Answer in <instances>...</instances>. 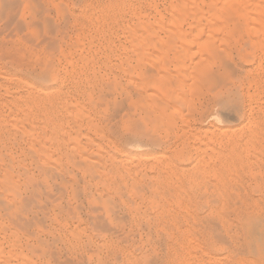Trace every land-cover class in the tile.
<instances>
[{
	"label": "rangeland",
	"instance_id": "374dc122",
	"mask_svg": "<svg viewBox=\"0 0 264 264\" xmlns=\"http://www.w3.org/2000/svg\"><path fill=\"white\" fill-rule=\"evenodd\" d=\"M0 1L5 2V4L8 3V4H6V7L5 6L3 7L2 5H5V4H1V2H0V4H1L0 5V14H1L0 17L3 16L2 19L0 18V34H2V35H0V145H1L0 146V162L2 164L4 163L3 165L10 164L9 160H11V158H12L15 161L16 160L20 161L24 167L26 166V171L29 172V174L35 173L33 175V178H34L33 181L35 182V184H33V186H32V189L34 188V190L29 189V191H27L26 194L23 193V195L26 196L25 200L26 199L27 200L25 202H27V203L24 202L25 205H23L22 209H24V210L27 209L26 211L28 213L26 211H23L22 215L12 216L13 218H11L10 216L9 217L5 216L6 213L0 214L1 215L0 217L5 218L4 220L0 219V223L5 222V225L7 226V227H3L4 225L0 224L2 226V230H1V226H0V246H2L1 244L4 242L3 246H2L3 252H5V254L9 253L10 252L9 250H12L14 245H17L19 247L18 248L16 246H14L15 247L14 248L15 249L14 250L15 255H13L10 258V260H11L10 264H24V262L27 264H100V263L101 264H132V263L133 264H189L190 260H191L192 264H212V263L213 264H222V263L223 264H243V263L244 264H264V162H263L264 161V145H263L264 144V114H263L264 113V111H263L264 110V81H263L264 75L263 74L264 73H262V72H264V55H263L264 52L262 50H259V51L253 50V47H254L253 42L261 40V39L257 40L258 38L256 39V37L258 35H260L261 38L263 37V35L259 32V31L263 32L262 31L263 28L261 27L262 25L258 23L260 26L257 27V23H255V22H258V20L254 22V25L256 24V26H253V24H252L254 20H252L251 18L254 19L255 16H253L251 14V11L249 10L252 7L251 5H249V2L251 1V3L253 4L255 2L254 0H250L249 2H248V0H247V2H244L246 0H244V1L242 0L243 2L241 0H40L41 2H44V3H40V2H38V0H11L12 3L14 2L13 5H12V3L11 4L9 3L10 0H9V2H8V0H0ZM22 1L26 2L27 6H25V3L21 4ZM48 2L50 5L48 4ZM53 3H55V4H53ZM242 3H244V4H242ZM247 4H248V6H247ZM34 5H37V6L39 5L41 7L37 9V7H34ZM178 5H180V7H178ZM234 5H237V6H234ZM19 6H20V8H19ZM13 7L15 8L14 11H13V9H14ZM56 7H59L58 11H61V13H60L61 16H59V12H57ZM27 8L29 10H27ZM65 8H67V10ZM176 8H178V9H176ZM246 8L250 11L251 16H250V14ZM19 9L21 12L19 11ZM239 9L241 11H243V9L244 10L246 9V10L244 12H241V11L239 12L238 11ZM10 10H12L14 13L11 12ZM23 11H25V12H23ZM26 11H28V12H26ZM235 11H236V13L238 12V16H236V14H235V17H234L233 12H235ZM41 12L43 15L42 14L37 15V14H40ZM66 12H68L69 15ZM245 12H246V14H249L250 17L246 16V14L243 15ZM4 13H5V15H4ZM49 14H50V16H49ZM240 14L242 16H240ZM4 16L6 19L4 18ZM43 16H45V18ZM180 16H182V18ZM190 16H191V18H190ZM39 17L41 18L40 21H39ZM48 17H49V20L51 22H49L47 20ZM194 17H196V18H194ZM229 17H231V18H229ZM238 17H239V19H238ZM187 18H189V19H187ZM218 18L220 21L218 20ZM171 19H173V21ZM197 19H199V23L197 22L198 21ZM250 19L252 20V22L250 21ZM35 21L38 23H35ZM201 21H203V22H201ZM33 22L36 24L35 27L37 26V28H39L41 26L39 28V32H36V31H38V29L34 28V26H33L34 24L31 25V23H33ZM64 22L66 24L69 22V24L66 25ZM245 22L247 24L249 23V25L251 24L250 27H248L249 29L253 26L252 32H254V34H257V36L254 35L253 38H252V35H249L250 37L248 36V34H250V33H247L249 31V29H245V27H244L246 24ZM40 23H41V25H40ZM138 23H140V24H138ZM182 24H184V25H182ZM211 24H212V26H211ZM236 24H239V26H237ZM247 24H246V26H247ZM38 25H40V26H38ZM47 25H48V27H47ZM170 25L172 27H170ZM209 25H210V27H209ZM44 26H46V27H44ZM128 26H130V27H128ZM180 26H181V28H180ZM8 27H10L11 30ZM23 27L25 29H23ZM16 28L20 31V33H18V31L15 30ZM236 28L238 29L239 33L237 32ZM253 28H256V29L258 28L257 29L258 31L256 30V32H258V33H255V29L253 31ZM260 28H262V30H259ZM31 29H33V31ZM42 30H43V32H42ZM214 31L217 32L218 34L215 33ZM232 31H235V32L232 33ZM245 31H247V32L245 33ZM33 32H36L35 33L36 35ZM250 32H251V30H250ZM12 33L15 34L16 36L13 35ZM199 33H200V35H199ZM230 33H231V36H230ZM171 35H173V36H171ZM192 35H194V36H192ZM239 35H241V36H239ZM68 36H70V37H68ZM40 37L42 39H39ZM28 38L30 39V41L28 40ZM214 38H215V40H214ZM32 40L34 42H31ZM157 40H159V41H157ZM167 40L169 42H171L172 44H170ZM195 41H197L198 43H200V41L203 42L201 44V45H203V47H202L203 49L200 47L202 51L205 50L204 47H206V48L208 47L207 53L205 52L206 54L203 53L204 51L201 52V50H199L200 48L198 49L199 46H197V42L195 43ZM8 42H9V44H8ZM180 42H182V43L180 44ZM240 42H242V43H240ZM5 43H6V45H5ZM187 43L188 44L190 43L189 49H188ZM204 43H208L206 45H209V46H206ZM182 44H184V46ZM245 44H246V47H245ZM167 46H169V47H167ZM173 46H174V48L172 50ZM191 46H192V48H191ZM227 46H228V48H227ZM51 47H53V48H51ZM23 48H24V50H23ZM31 48L32 49L35 48V49L32 50ZM169 48H171V50ZM251 48H252V52H254L255 55L252 58H250L251 60H249V59H246L244 57V55H246L248 52L252 53V52H250ZM218 50L220 51V54L218 53L219 52ZM190 51H191V53H190ZM197 51H199L198 54H197ZM261 51L263 52L262 54H261ZM22 53H26V54L22 55ZM187 54H188V56H187ZM194 54L196 56H194ZM136 55H137V57H136ZM219 55H221V56H219ZM224 55H227L226 56L227 58H225ZM25 56H27L29 59ZM229 57H230V59H229ZM231 57H233V58H231ZM242 57H243V59H242ZM24 58H26V59H24ZM202 58L205 60V62L202 60ZM214 58H215V60H214ZM206 59H207V61H206ZM199 60L202 61L201 62L202 66L200 64H199V66L196 65V64H198ZM211 60H212V62H211ZM227 60H229V61H227ZM166 61H167V63H165ZM178 61H180V63H182V65ZM41 62L43 64H40ZM194 62H196V63H194ZM210 62L214 63L216 65V67H214V64L211 65ZM258 62H260V63H258ZM261 62H262V64H261ZM158 63H161V64H158ZM178 63H179V65H178ZM205 63H206V65H204ZM156 64H158V65H156ZM195 67H197V68L199 67L200 70L202 68L206 69V71H204V73H207V74H204L201 72V76L202 77L205 76L204 79L200 76L199 73H196L198 70L195 69ZM157 69L158 70L160 69V70L158 71ZM183 69H185V71ZM231 69L233 71H230ZM260 69H261V71H260ZM207 70H208V72H207ZM186 71L188 72V74H187L188 76L185 74V73H187ZM212 71H214V72H212ZM222 71H223V73H222ZM234 71H237V72H234ZM239 71H241V73H238ZM244 71H245V73H244ZM189 72H192V73H189ZM212 73H214V74L216 73V74L214 75ZM132 74H133V76H132ZM189 74L190 75L192 74L191 76L194 75L195 77H196V75L200 76V78H202V80H204V82H201L202 80L200 78L199 79L196 78V80L198 79V81L201 83H199L198 81L194 82V80H191V78L192 79H194V78L191 77ZM245 74H247V75H245ZM135 75H137V76H135ZM182 75H185L186 78L188 77V80H184L183 79L184 77ZM207 75L210 76V77L208 76L209 80H211V81L214 80L213 82H215L216 84H214L213 82H209V80H207L208 79ZM220 75H222L224 77L221 78L222 76L219 77ZM116 76H118V77H116ZM130 76H132L133 78ZM140 76L143 77V80H141ZM156 76H158L157 77L158 80H160L159 78L163 79V80H160L161 82L163 81L162 85H161V82H159L158 80L157 81L159 83H154V82H156L155 81ZM256 76H258V77H256ZM15 77L17 78V80ZM166 77H168V78L166 79ZM175 78L180 79V80L182 79V80L179 81L180 82L179 83L178 80H177V82L174 80ZM189 79H190V81H189ZM18 80H20L22 82H20V81L18 82ZM23 80H24V82H23ZM86 80L89 82H87ZM148 80L149 81L152 80V82L154 84H156V88H154L155 91H153L154 94L152 92H150V90H148L149 93H147L146 86H148L149 84L151 85V83H152V82L149 83ZM215 80L220 81V83H218ZM251 80H253V81H251ZM144 81H147V83H145ZM131 82H133V83L130 85ZM141 82L143 85L141 84ZM171 82L173 84H171ZM250 82H252L253 84L252 83L250 84ZM110 83L112 84V87H111ZM153 83H152V86L155 87V85ZM181 83H183V86ZM144 84H145V86H144ZM157 84L159 85L160 89H161V87L163 88V90L161 89L162 91H164V90H166L164 92L168 91L166 93V95H167L166 97L162 96L163 97L162 99H160V97L154 98L155 95L159 96V95H157V93H155L156 89H157V91L160 92V89L157 87ZM209 84H211V85H209ZM224 84H226V85H224ZM24 85H25V87H24ZM204 85H205V87H207L206 89H204L205 88V87H203ZM229 85H230V87H229ZM11 86H12V88H11ZM130 86H132L134 88H132ZM163 86H165V87H163ZM250 86H251V88H250ZM29 87L30 88L33 87L34 90L32 88L30 89ZM172 87H174L175 89ZM180 87H182V88H180ZM187 87L189 88V90H193L190 88L196 87V89L199 91L194 92V93L196 95L200 94V98L198 99L196 97V95L194 94L195 97L193 99V97L191 95L193 93L189 92ZM211 87H213V88H211ZM67 88H68V90H67ZM110 88L112 90H110ZM135 88H139V89L137 90ZM144 88H145V90L143 92L142 91L140 92V90H142ZM165 88H167V89H165ZM223 88H224V90H223ZM5 89L6 90L8 89L7 90L8 92L7 91L4 92ZM150 89H152V88H150ZM249 89H250V91H249ZM99 90L102 93H100ZM173 90H175V91H173ZM111 91H113V92H111ZM120 91L123 93L121 94ZM135 91H137V92H135ZM193 91H196L195 88ZM12 92H15V93L12 94ZM114 92L115 93L117 92V93L115 94ZM175 92L176 93L178 92L180 94H178V93L175 94ZM184 92L187 94H184ZM18 93L20 94V96ZM44 93H46L48 95H46ZM141 93H143V94H141ZM181 93L183 95H181ZM10 94H11V96H10ZM37 94H39L40 96ZM150 94H151V96H153L152 98L154 100L160 99V101L158 100L159 102L164 101V103H165L164 105H167L168 108H172L171 111L166 106H163L160 108V106L163 104H161L162 102L159 103L157 100H155L156 101L155 104H157V102H158L159 103V104H157L158 107L156 105H154L155 107L153 105L151 106V104H154V103L150 102L153 100L151 97L148 99V97H149L148 95H150ZM8 95H9V97H8ZM42 95H43V97H42ZM145 95H147V99L145 98L146 97ZM180 95H181V97H180ZM184 95H187V96H185L184 100H181L184 97ZM225 95H227V96L231 95V96L227 97ZM34 96H37V97H34ZM87 96H90V97H87ZM135 96H137V97H135ZM176 96H178L179 99H176L177 98ZM32 97H33V99H32ZM96 97H98V98H96ZM245 97H247V98H245ZM101 98L103 100V104H101V105H105V106L99 105V102L100 101L102 102V100H99ZM164 98L166 99V101L164 100ZM124 99L127 101H125ZM186 99H189L188 101L193 99L192 101H195V102L190 101L191 103H193L192 104L193 106H191V104H189L190 102L188 103ZM9 100H11V102ZM24 100H26L27 102ZM129 100H130V102H129ZM136 100H138V101H136ZM146 100H149V101H146ZM171 100H172V102H170ZM177 100H180L179 102H182V101L184 102L183 103V105H184L183 109H182V106L180 107V105L178 106L179 110L176 107L177 105L175 107H173L175 104V101L178 102ZM97 101H98V103H97ZM108 101L111 102L112 105H110V103ZM234 101H235V103H234ZM236 101L238 102V104ZM76 102H78L79 104ZM105 102L107 104H104ZM141 102H145V104H147V105L143 106L144 103L142 104ZM255 102H257V103H255ZM70 103H72V104H70ZM92 103H93V105H92ZM94 103H96V104L94 105ZM149 103L153 109H151V107H149L150 109L146 107L149 105ZM28 104H29V106H28ZM61 104L63 105V107ZM76 104H78V105H76ZM83 105H85V106H83ZM132 105H136V106H132ZM3 106H7V107H3ZM64 106H66V107H64ZM250 106H251V109H250ZM75 107L77 108V111H75V109H76ZM104 107H106V109ZM107 107L109 110L107 109ZM112 107H114V108H112ZM123 107L126 110H124ZM186 107H187V109H189L190 107L191 108L193 107L194 109H196V110H193V112H191L192 110L189 109V111H190L189 113H193V115H191L192 119L191 118L188 119V117H189L188 115H185V116L183 115L184 112H185V114L188 113V112H186V111H188L186 109ZM116 108H118V109H116ZM142 108H143V110H145V112L148 111L151 114L148 113V116H146L145 115L146 113L141 112V111H143ZM162 108H164V109H162ZM175 108H176V110H178L177 112H176V110L174 111ZM205 108H206V110H205ZM207 108H208V110H207ZM84 109H86L85 112H84ZM113 109H115V110L113 111ZM163 110H166V111H163ZM9 111H11V112H9ZM65 111H69L71 114L69 112L66 113ZM156 111H158V112H156ZM249 111L251 113H249ZM180 112H182L183 114ZM194 112H196V114ZM224 112H230L231 115L228 117L226 115L224 116V114H223ZM2 113H4L3 114L4 116L2 115ZM82 113L87 115V116L89 114L90 115L88 117H86ZM173 113L174 114L179 113V115L177 114L178 115L177 116L176 114L174 115ZM28 114H29V116H27ZM76 114H77V116H76ZM104 114H106V115L104 116ZM161 114H164L167 117H165ZM170 114H172L173 116ZM180 114H182L183 116H181ZM222 114H223V116H222ZM71 115H72V117H70ZM73 115L76 117H74ZM168 115L170 116V118L171 117L172 118L171 119L168 118L169 117ZM63 116H64V118H63ZM90 116H91V118H89ZM161 116H163L165 118H163ZM18 117H19V119H17ZM39 117H41V118H39ZM147 117L153 119L154 123H157V125H154L152 123L153 121H151V119H147ZM173 117H175V118H173ZM9 118H11V119H9ZM27 118H28V120H27ZM46 118L47 119L49 118V119L47 120ZM76 118H78V120ZM111 118H113V119H111ZM253 118H254V121H253ZM30 119L33 122L32 124H30L31 123ZM71 119H73V120H71ZM184 119L186 121L187 120L189 121L188 123H190L189 124L190 126L187 125V122H185V123L183 122V121H185ZM11 120H13V121H11ZM148 120H150L151 122L150 121L149 122L153 125H150V123L146 124V122H148ZM156 120H159V121L155 122ZM168 120H171V122H168ZM7 121L10 123H8ZM246 121H247V123H246ZM19 122H20V124H19ZM24 122H27V123H24ZM71 123H73V125ZM173 123H175V124H173ZM41 124H44L45 126L41 125ZM67 125H68V127H67ZM92 125H94V126H92ZM132 125H134V126H132ZM184 125L185 126L187 125V126L185 127ZM254 125L255 126L259 125V126H256V128L254 127L253 132H252L251 130H252V127ZM32 126H34V127H32ZM65 126H66V128H65ZM182 126H184V127H182ZM15 127H17V128H15ZM102 127L104 129H102ZM130 127L132 128V130L130 129ZM134 127H136V128H134ZM212 127H214V128H212ZM26 128H27V130H26ZM44 128H46V129H44ZM29 129H31V131ZM43 129H44V131H43ZM82 129H83V131H82ZM142 129L146 130V131H143ZM178 129L179 130L183 129V130L179 132ZM186 129H188V131ZM231 129L232 130L235 129V134L233 133L234 131L231 132ZM55 130H57V131H55ZM133 130H135V131H133ZM161 130H162V132L164 131L165 133L164 132L161 133ZM194 130L195 131L197 130V131L195 132ZM255 130H256V132L257 131L258 132L256 133ZM21 131H24V133ZM140 131H142V132H140ZM149 131H151V132H149ZM169 131L170 132L173 131V132L170 133ZM184 131H186L187 134ZM208 131H210L211 133ZM238 132H239V134H238ZM250 132H252V133H250ZM25 133H27V135ZM65 133L69 134L71 136H69V135L67 136ZM151 133L152 134L154 133L153 134L154 138H153ZM189 133H191V135ZM254 133L258 134L259 138ZM23 134H25V136ZM32 134H33V136H32ZM86 134H88V135H86ZM166 134H168V135H166ZM182 134L185 136H183ZM226 134L227 135L229 134V137L226 136ZM233 134L234 135L238 134V135H236V137L234 138ZM249 134H251V135H249ZM19 135H21V136H19ZM76 135L79 137H75ZM30 136L33 138V140H34V137H37V138H35V140H37L38 143H36L35 140L33 143L32 139L28 138ZM107 136H108V138H107ZM67 137H71V138L68 139ZM164 137H166V138H164ZM179 137H181V139ZM193 137H195V138L193 139ZM246 137H247V139H246ZM250 137L253 139V140L251 139L252 143L250 141H248V138L250 139ZM197 138H198V141L196 140ZM244 138L247 140V142H246L247 144L245 143L246 145H248L247 148H249L252 145V147L249 148V152H248L247 148H245L246 145L244 147L243 140L246 141ZM60 139L61 140L63 139V140L61 141ZM66 139H68V140H66ZM70 139L74 142H72ZM218 139H220L221 141H219ZM232 139H234V140H232ZM19 140H20V142H19ZM107 140L111 141V144H109L110 142H108ZM157 140L160 143H157ZM50 141H51V143H50ZM79 141H81V142L79 143ZM212 141H213V143H212ZM13 142H14V144H11ZM41 142H42V144H41ZM92 143H94L95 145H93ZM203 143H206V144H203ZM222 143H223V145H222ZM17 144L19 146H17ZM33 145H36V147ZM209 145H210V147H209ZM235 145H236V149H235ZM253 145H255V146H253ZM32 146H33V149H32ZM38 146H42L43 148L40 147L42 149H39V148H37ZM50 146L53 148L50 149ZM82 146L86 149H82ZM200 146H201V148H200ZM75 147L77 149H75ZM237 147H238V149H237ZM262 147H263V149H262ZM209 148L211 150H213L212 151L213 154L211 153V150ZM4 149H7V150L5 151ZM68 149H69V151H68ZM32 150L33 151L38 150V154H37V152H34V153H36V154H34ZM41 150H42V152H41ZM100 150L103 153H101ZM177 150H179V151H177ZM205 150H206V153H204ZM215 150H217V151H215ZM242 150H245L244 153ZM44 151L45 152L47 151L45 153V155L42 154V153H44ZM72 152H74V154ZM83 152H84V154H83ZM193 152L196 154H194ZM47 153L49 154V156ZM76 153H78V155ZM111 153H113V154H111ZM217 153L220 154L221 156L218 155ZM16 154H19L22 156L19 157V155H16ZM93 154H94V156H93ZM24 155H25V157H24ZM34 155L39 156L36 158L42 159V163H43L42 167H41L42 169L46 170V168H48L51 165H52L51 167L54 168V169L51 168L54 171L49 170L50 167L46 170L48 172H51V174H49L47 172L48 175H45V176H48V177H46V178H45V176L43 177V179L45 181L42 179L41 176L44 175L46 173V171L44 173L40 174V172L38 173V171L35 170L36 168L32 164L33 163L32 157L34 159H36ZM54 155H56V156H54ZM95 155L100 156L101 159L96 157ZM156 155H158V157L164 156L165 158L162 159L160 157L162 160L161 161L160 158H157ZM243 155H245V156H243ZM90 156L92 158H96V159H92ZM128 156L131 158L135 157L136 159H130ZM148 156H150V157L147 158ZM169 156H171V157H169ZM82 157H84L85 159H83ZM245 157L248 159H246ZM252 157H254L255 159ZM260 157H262V158L260 159ZM24 158H26V159L24 160ZM86 158H89V159L87 160ZM114 158H116V159H114ZM151 158L152 159L154 158L155 161L152 160ZM155 158H157V159H155ZM7 159H9V160H7ZM140 159H141V162H139ZM67 160H69V161H67ZM89 160L91 162H89ZM137 160H138L140 166L139 165L136 166L135 163ZM144 160H146V161H144ZM156 160L159 162H157ZM260 160H262V161H260ZM49 161H51L52 164L48 165L50 163ZM52 161H54V162H52ZM105 161H106V163H105ZM133 161H134V164L132 163ZM202 161H204V162H202ZM227 161H228V163H227ZM47 162H49V163L47 164ZM84 162L85 163L88 162V163L85 164ZM129 162H131V163L129 164ZM168 162H170V163H168ZM247 162H249V163H247ZM104 163L107 164V166H105ZM141 163H142V165H141ZM164 163H166V164H164ZM202 163H205L206 165H204ZM88 164L93 165V166H88L89 169H87ZM99 164L100 165L103 164L101 166L104 167L105 169L100 167ZM228 164H230V165H228ZM59 165L64 170L61 169ZM69 165H71V166H69ZM242 165H243V170L245 168L244 171L242 170ZM155 166H156V168H155ZM261 166H263V167L261 168ZM55 167L58 169H55ZM92 167H94V168L92 169V171H90V169ZM128 167L130 168V171L128 170ZM229 167H230V170L234 169V167H237L236 170L238 172H235V174H233L234 173V172H232L233 170L232 171L229 170L227 172V168H229ZM159 168H161V169L159 170ZM259 168H261V169L259 170ZM96 169H98V170L95 172ZM134 169H137L138 172H137V170H135V172H134ZM202 169H204V170H202ZM208 169L211 170L212 172H210ZM44 170H42V171H44ZM57 170H59V173L57 172ZM79 170H80V172H79ZM140 170H142V171H140ZM111 171H112V173H111ZM247 171H248V173H247ZM55 172H56V174H55ZM63 172H65V174ZM107 172H108V174H106ZM152 172H153V174H152ZM172 172H174V174ZM205 172H207V173H205ZM214 172L217 174H214ZM221 172H222V174H221ZM231 172H232V174H231ZM96 173H99V175L98 174H97V176L94 175ZM175 173H177V174H175ZM59 174H61V175L59 176ZM106 175H107V177H106ZM118 175L121 177H119ZM135 175L136 176L142 175L143 180L141 179L142 178L141 176L136 177ZM166 175H168V176L170 175L169 178ZM217 175L220 177H218ZM241 175H242V177H241ZM258 175H260V176L258 177ZM57 176H59V177H57ZM86 176H90V178L86 177ZM172 176H173V178H171ZM216 176H217V178H215ZM246 176H248V177H246ZM49 177H50V179H49ZM146 177L147 178L149 177L148 179H150V180L145 179ZM47 178H48V180H46ZM53 178H54V181H53ZM62 178H64V180ZM218 178H219V180H218ZM226 178L229 180H227ZM230 178H233L234 181H231L233 179H230ZM221 179H223V180L221 181ZM61 180H63V182ZM104 180H105V182H104ZM113 180H115L114 182H115V184H117V186L114 185ZM38 181H40V182H38ZM134 181H138L140 183L134 182ZM172 181H174V182L172 183ZM36 182L41 184V186L43 188L42 190H41V186L38 183L36 185ZM45 182L47 184H45ZM60 182L62 184H60ZM120 182H121V184H123V186H124V183H126L128 186H124V187H127V188L124 189V187L120 184ZM75 183L77 184V186ZM94 183H96V184H94ZM103 183H104V185H103ZM108 183H110V184H108ZM131 183L137 184V185L135 186ZM221 183L224 184L225 188H223V185H221ZM239 184H241V185H239ZM246 184H248V185H246ZM105 185H107V186H105ZM168 185H170V187ZM38 186H39V188H38ZM60 186H63V187H60ZM132 186L133 187L135 186L134 188L138 191H136ZM148 186H149V188H148ZM230 186H231V188H230ZM238 186H239V189H238ZM242 186H243V189H241ZM250 187L251 188L253 187V188L251 189ZM95 188H96V190H95ZM234 188H236V189H234ZM246 188H248V189H246ZM59 189L60 190L62 189L61 190L62 192ZM141 189L146 194H142L143 196H142V199L140 202V200H139L140 198H136V197L141 196L140 192L144 193ZM146 189L148 190V192L146 191ZM178 189H180V190L178 191ZM191 189H192V191H191ZM218 189H219V192H218ZM222 189H223V191H222ZM108 190H111V191H108ZM127 190H129V191H127ZM50 191H52V192H50ZM116 191H117V193H116ZM33 192H35V193H33ZM130 192L133 194H130ZM225 192H227L226 195H223V194H225ZM254 192H256V194ZM36 193H37V196H36ZM118 193H121V194L119 195ZM124 193H125V195H124ZM164 193H166V194H164ZM179 193L182 195H180ZM220 193L222 195L219 196L218 194H220ZM50 194H51V197H50ZM88 194H90V195H88ZM93 194H95L94 199H93ZM101 194L104 195V196L102 195L103 200L100 197ZM129 194H130V196H129ZM122 195H124V196H122ZM131 195H134V196H131ZM157 195H158V198L155 199L157 197ZM171 195L173 196L172 198H171ZM154 196H156V197H154ZM164 196H165V198H164ZM221 196L224 198L220 199ZM108 197H109V199L107 200ZM217 198H219V199H217ZM6 199H9V201H10L11 197L8 195V197ZM126 199L130 200V201H126ZM177 199L180 201H178ZM30 200H31V202H30ZM35 200H37V201L39 200L38 202L40 204L37 205ZM122 200H123V202H122ZM214 200H215V202H214ZM257 200H258V202L260 201V203H258ZM45 201L46 202L49 201L48 204ZM132 201H133V203L131 204ZM148 201L151 202L152 205L149 204ZM159 201H161V202H159ZM42 202L43 203L45 202V203L43 204ZM126 202H127V204H125ZM212 202H214V203H212ZM221 202L225 205H228V206H226L227 209H231V208L234 209V211H229L226 208L224 209L229 213L233 212L232 214H230V216L228 213H226L228 215H225V213H224L225 211H223V210H222V212H223L222 214H221V211H220V213L216 212V210L219 211L222 207L224 208V206L220 207L221 205H223ZM103 203L106 205H103ZM117 203H118V205H117ZM134 204L137 206H135ZM204 204H206L205 205L206 207L204 206ZM26 205H29V206H26ZM132 205H134V206L132 207ZM167 205H170V206H167ZM232 205L235 207H232ZM44 206L47 208H45ZM159 206H160V208H159ZM142 207H144V208H142ZM152 207L153 208L156 207V208L153 209ZM170 207H171V209H170ZM133 208L135 211L133 210ZM184 208L185 209L187 208V209L185 210ZM45 209L48 211L46 212ZM50 209H54V210H50ZM95 209H97L98 211ZM105 209H106V211H105ZM108 209H109V211H108ZM233 209H231V210H233ZM235 209H236V211H235ZM99 210H101V211H99ZM118 210L120 211V213ZM145 210H146V212H145ZM69 211H71V213ZM169 212H171V213H169ZM124 213H125V215L128 216V217L127 216L126 217L129 218V220L125 219V217H124L125 215L123 216ZM41 214H44V215H41ZM135 214L137 215V217H135L136 216ZM143 214H145L144 215L145 217L143 216ZM162 214H164V215H162ZM171 214H172V217L170 216ZM166 215H167V217H166ZM222 215H225V217L226 216L230 217V218L228 217L229 219L226 217L228 219V220H226V222H228V223H229V221L231 222V220L233 219L232 220L233 222L230 223L231 225L233 224L230 227L234 228V229H232V232H228V231H230L229 230L230 228L227 227L228 223H224L225 219L222 218V217H224ZM78 218H80V219H78ZM101 218H103V219H101ZM119 218H120V220L122 219L121 222L119 221ZM190 218H191V220H190ZM220 218H222L221 220L224 222L220 223L221 222ZM47 219H48V221H46ZM64 219H66V220L69 219V221H65ZM235 219H236V221H235ZM17 220H19V221H17ZM148 220H150V221L148 222ZM20 221H21V223H20ZM77 221H78V223H77ZM110 221L111 222L113 221V222L111 223ZM177 221L179 224L176 223ZM183 221H186V222H183ZM118 222H120V224ZM192 222H193V226H192ZM194 222L197 225H194ZM172 223H173V225H172ZM175 223L178 225H175ZM41 224H44L47 226H44ZM222 224H224V225H222ZM230 224H228V225H230ZM119 225H121V227ZM143 225H145V226H143ZM170 225H171V227H170ZM215 225H217V226H215ZM30 226H31V228H30ZM178 226H179V228H178ZM189 226H192V228ZM233 226H235V227H233ZM12 227L13 228L15 227V229L12 230ZM104 227H106L105 228L106 230L104 229ZM217 227H219L220 229ZM224 227H225V229L229 228L228 231L225 230ZM74 228H77V229H74ZM37 229H40V230H37ZM188 229H190L191 231ZM11 230H12V232H10ZM115 231H117V232H115ZM150 231H151V233H150ZM94 232H95V234H94ZM99 232L103 233V234H100ZM156 232L159 233L157 236H156V234H157ZM13 233H15V235H13ZM48 233H50V234H48ZM125 233H126V235H125ZM227 233H229V235ZM24 234H25V236H24ZM76 234H78V236L80 238L81 237L82 238L80 239ZM136 234H138V235H136ZM216 234H218V235H216ZM133 235L135 237H133ZM208 235H209V237H208ZM150 236H152V237H150ZM188 236H190V237H188ZM230 236H231L232 240L230 239ZM18 237H19V239H18ZM27 237H28V240H27ZM30 237L32 240L30 239ZM210 237H212V238H210ZM218 237H220V238L218 239ZM140 238H142V239H140ZM187 238H188V242L186 241ZM237 238H238V240H237ZM87 239H88V241H87ZM189 239H192V240H189ZM233 239H235V240H233ZM5 240H7V241H5ZM193 241H194V243H190ZM195 241L199 245H196ZM226 241H227V243H225ZM59 242H61L62 245H61V243L59 244ZM112 242H114V243H112ZM148 242H149V245H148ZM12 243L14 244L13 246H11ZM173 245H174V247H173ZM40 246H42V247H40ZM222 246H224L225 248L223 249ZM16 248H17V250H16ZM90 250H92V251H90ZM118 250H119V252H118ZM21 251L24 254L23 256L27 259H23L22 258L23 256L19 257V255L20 256L22 255V253H20ZM93 251H94V253H93ZM201 251L204 255L201 253ZM98 252H101V253H98ZM204 252H206V253H204ZM6 255H8V254H6ZM201 255H203V256H201ZM16 257H19L20 259L16 258ZM97 258H98V260H97ZM30 261H31V263H30Z\"/></svg>",
	"mask_w": 264,
	"mask_h": 264
},
{
	"label": "bare ground",
	"instance_id": "6f19581e",
	"mask_svg": "<svg viewBox=\"0 0 264 264\" xmlns=\"http://www.w3.org/2000/svg\"><path fill=\"white\" fill-rule=\"evenodd\" d=\"M241 1H242V0H241ZM243 1H244V0H243ZM243 1H242V2H243ZM249 1H250V0H248V2H249ZM254 1H255V2H254ZM254 1H253V2H254L253 4L251 3V1L249 2V5L252 6V7L250 6L251 8L249 7V8H250L249 10L251 11V14H252L253 16H255L254 19L251 18L252 20H254L252 24H253V26H256V24L254 25V22L258 20V22H255V23H257V27L260 26L259 24L262 25L261 27L263 28V30H262V28H260L259 30H262L263 32H261V31H259V32L263 35V37L261 38L260 35H258V36L260 37V38H259V37L257 36V34H254V32H252V27H253V26H252L250 29L248 28V27H250L251 24L249 25V23L247 24V23L245 22V23L247 24V26H246V24H245V26H244V25H243V26L245 27V29H249L248 32L245 31V33H246V32H247V33H250V34H248V36H249V35H252V38H253V36L256 35L257 37H256V36H255V37H256V39L258 38L257 40L261 39L260 41H255V42H253V43H254L253 50H258V51H259V50H262V51L264 52V0H254ZM0 2H1V1H0ZM2 2H3V1H2ZM2 2H1V4H5V2H3V3H2ZM8 2H9V0H8ZM20 2H21V1H20ZM33 2H34V1H33ZM38 2H40V3H44V2H41L40 0H38ZM61 2H62V1H61ZM220 2H221V1H220ZM244 2H247V0L244 1ZM9 3H10V4L12 3L11 0H10ZM13 3H14V2H13ZM13 3H12V5H13ZM24 3H25V6H27V5H26V4H27L26 2H23V1H22L21 4H24ZM35 3H36V2H35ZM179 3H180V2H179ZM182 3H183V2H182ZM227 3H228V2H227ZM250 3H251V4H250ZM1 4H0V5H1ZM6 4H8V3H6ZM6 4H5V5H2V6H3V7H4V6L6 7ZM48 4H49V2H48ZM53 4H55V3H53ZM242 4H244V3H242ZM41 5H42V4H41ZM46 5H47V4H46ZM49 5H50V4H49ZM58 5H59V4H58ZM173 5H174V4H173ZM182 5H183V4H182ZM216 5H217V4H216ZM43 6H44V5H43ZM59 6H60V5H59ZM234 6H237V5H234ZM234 6H233V7H234ZM247 6H248V4H247ZM34 7H37V9H38V8H40L41 6H39V5H38V6H37V5H34ZM47 7H48V6H47ZM64 7H65V6H64ZM178 7H180V5H178ZM224 7H225V6H224ZM7 8H8V7H7ZM11 8H12V7H11ZM13 8H14V7H13ZM19 8H20V6H19ZM45 8H46V7H45ZM56 8H57V12H59V16H61V15H60L61 11H58L59 7H56ZM174 8H175V7H174ZM243 8H244V7H243ZM65 9L67 10V8H65ZM176 9H178V8H176ZM179 9H180V8H179ZM183 9H184V8H183ZM246 9H247V8H246ZM246 9H245V10H246ZM14 10H15V8L13 9V11H14ZM27 10H29V9L27 8ZM180 10H181V9H180ZM245 10L243 9V11H241V10L239 9L238 11H239V12H240V11H241V12H244ZM249 10L247 9V11H248L249 14H250V11H249ZM10 11L13 12L12 10H10ZM19 11H20V9H19ZM63 11H64V10H63ZM186 11H187V10H186ZM194 11H195V10H194ZM230 11H231V10H230ZM232 11H233V10H232ZM20 12H21V11H20ZM23 12H25V11H23ZM26 12H28V11H26ZM191 12H192V11H191ZM195 12H196V11H195ZM201 12H202V11H201ZM248 12H247V13H248ZM13 13H14V12H13ZM54 13H55V12H54ZM66 13L69 15L68 12H66ZM193 13H194V12H193ZM205 13H206V12H205ZM209 13H210V12H209ZM228 13H229V12H228ZM230 13H231V12H230ZM233 13H234V17H235V14H236V16H238V12L236 13V11H235V12H233ZM41 14H42V12H41L40 14H37V15H41ZM174 14H175V13H174ZM241 14H242V13H241ZM241 14H240V16H242ZM245 14H246V12H245L243 15H245ZM249 14H246V16L250 17L251 14H250V16H249ZM0 15H1V14H0ZM4 15H5V13H4ZM42 15H43V14H42ZM47 16H48V15H47ZM49 16H50V14H49ZM198 16H199V15H198ZM215 16H216V15H215ZM2 17H3V16H2ZM2 17H0V18L2 19ZM43 17L45 18V16H43ZM93 17H94V16H93ZM180 17L182 18V16H180ZM185 17H186V16H185ZM211 17H212V16H211ZM4 18H5V16H4ZM174 18H175V17H174ZM190 18H191V16H190ZM194 18H196V17H194ZM229 18H231V17H229ZM255 18H256V19H255ZM5 19H6V18H5ZM40 19H41V18L39 17V21H40ZM161 19H162V18H161ZM163 19H164V18H163ZM187 19H189V18H187ZM199 19H200V18H199ZM199 19H197V20H198V21H197L198 23H199ZM206 19H207V18H206ZM236 19H237V18H236ZM238 19H239V17H238ZM240 19H241V18H240ZM251 19H250V21L252 22ZM3 20H4V19H3ZM47 20H48L49 22H51V21L49 20V17L47 18ZM62 20H63V19H62ZM156 20H157V19H156ZM171 20L173 21V19H171ZM218 20H219V18H218ZM232 20H233V19H232ZM148 21H149V20H148ZM154 21H155V20H154ZM158 21H159V20H158ZM162 21H163V20H162ZM174 21H175V20H174ZM176 21H177V20H176ZM185 21H186V20H185ZM209 21H210V20H209ZM219 21H220V20H219ZM219 21H218V22H219ZM229 21H230V20H229ZM140 22H141V21H140ZM167 22H168V21H167ZM183 22H184V21H183ZM201 22H203V21H201ZM205 22H206V21H205ZM238 22H239V21H238ZM238 22H237V23H238ZM243 22H244V21H243ZM5 23H6V22H5ZM22 23H23V22H22ZM35 23H38V22L35 21ZM35 23H34V22L31 23V25L34 24V25H33L34 28H37V26L35 27V25H36ZM41 23H42V22H41ZM41 23H40V25H41ZM64 23H65V22H64ZM143 23H144V22H143ZM171 23H172V22H171ZM177 23H178V22H177ZM258 23H259V24H258ZM23 24H24V23H23ZM25 24H26V23H25ZM42 24H43V23H42ZM44 24H45V23H44ZM65 24H66V23H65ZM67 24H69V22H68ZM67 24H66V25H67ZM138 24H140V23H138ZM221 24H222V23H221ZM7 25H8V24H7ZM11 25H12V24H11ZM40 25H38V26H40ZM58 25H59V24H58ZM75 25H76V24H75ZM93 25H94V24H93ZM148 25H149V24H148ZM171 25H172V24H171ZM171 25H170V27H172ZM182 25H184V24H182ZM182 25H181V26H182ZM205 25H206V24H205ZM236 25L239 26V24H236ZM236 25H235V26H236ZM14 26H15V25H14ZM17 26H18V25H17ZM51 26H52V25H51ZM64 26H65V25H64ZM141 26H142V25H141ZM150 26H151V25H150ZM162 26H163V25H162ZM168 26H169V25H168ZM173 26H174V25H173ZM181 26H180V28H181ZM211 26H212V24H211ZM214 26H215V25H214ZM40 27H41V26H40ZM40 27H39V28H40ZM44 27H46V26H44ZM47 27H48V25H47ZM128 27H130V26H128ZM142 27H143V26H142ZM166 27H167V26H166ZM209 27H210V25H209ZM8 28L10 29V27H8ZM11 28H12V27H11ZM39 28H37L38 31H36V32H39ZM42 28H43V27H42ZM140 28H141V27H140ZM140 28H139V29H140ZM143 28H144V27H143ZM145 28H146V27H145ZM162 28H163V27H162ZM186 28H187V27H186ZM234 28H235V27H234ZM239 28H240V27H239ZM241 28H242V27H241ZM19 29H20V28H19ZM23 29H25V28L23 27ZM124 29H125V28H124ZM139 29H138V30H139ZM191 29H192V28H191ZM231 29H232V28H231ZM254 29H255V33H258V32H256V30H257L258 28H257V29H256V28H253V31H254ZM10 30H11V29H10ZM15 30L18 31V33H20V31H19L17 28H16ZM31 30L33 31V29H31ZM134 30H135V29H134ZM185 30H186V29H185ZM233 30H234V29H233ZM236 30H237V32H238V29H237V28H236ZM250 30H251L252 33L250 32ZM21 31H22V30H21ZM40 31H41V30H40ZM98 31H99V30H98ZM166 31H167V30H166ZM201 31H202V30H201ZM207 31H208V30H207ZM257 31H258V30H257ZM36 32H33V33L35 34ZM42 32H43V30H42ZM54 32H55V31H54ZM136 32H137V31H136ZM171 32H172V31H171ZM178 32H179V31H178ZM196 32H197V31H196ZM196 32H195V33H196ZM214 32H215V31H214ZM233 32H235V31H232V33H233ZM157 33H158V32H157ZM192 33H193V32H192ZM215 33H217V32H215ZM222 33H223V32H222ZM225 33H226V32H225ZM238 33H239V32H238ZM240 33H241V32H240ZM12 34H13V33H12ZM21 34H22V33H21ZM173 34H174V33H173ZM201 34H202V33H201ZM217 34H218V33H217ZM243 34H244V33H243ZM0 35H2V34H0ZM13 35H15V34H13ZM18 35H19V34H18ZM35 35H36V34H35ZM53 35H54V34H53ZM149 35H150V34H149ZM199 35H200V33H199ZM208 35H209V34H208ZM236 35H237V34H236ZM246 35H247V34H246ZM15 36H16V35H15ZM171 36H173V35H171ZM177 36H178V35H177ZM192 36H194V35H192ZM230 36H231V33H230ZM239 36H241V35H239ZM243 36H244V35H243ZM25 37H26V36H25ZM28 37H29V36H28ZM34 37H35V36H34ZM68 37H70V36H68ZM197 37H198V36H197ZM200 37H201V36H200ZM249 37H250V36H249ZM21 38H22V37H21ZM43 38H44V37H43ZM49 38H50V37H49ZM65 38H66V37H65ZM194 38H195V37H194ZM198 38H199V37H198ZM211 38H212V37H211ZM34 39H35V38H34ZM39 39H42V38L40 37ZM128 39H129V38H128ZM141 39H142V38H141ZM192 39H193V38H192ZM240 39H241V38H240ZM250 39H251V38H250ZM256 39H255V40H256ZM28 40L30 41L29 38H28ZM155 40H156V39H155ZM179 40H180V39H179ZM182 40H183V39H182ZM197 40H198V39H197ZM214 40H215V38H214ZM248 40H249V39H248ZM6 41H7V40H6ZM21 41H22V40H21ZM29 41H28V42H29ZM136 41H137V40H136ZM157 41H159V40H157ZM167 41H168V40H167ZM167 41H166V42H167ZM31 42H34V41L32 40ZM31 42H30V43H31ZM138 42H139V41H138ZM168 42H169V41H168ZM196 42H197V41H195V43H196ZM216 42H217V41H216ZM244 42H245V41H244ZM6 43H7V42H6ZM6 43H5V45H6ZM17 43H18V42H17ZM169 43L172 44L171 42H169ZM181 43H182V42H180V44H181ZM192 43H193V42H192ZM202 43H203V42H201V41H200V43L197 42V46H199L198 49H199L200 47H201V48L203 47V45H201ZM230 43H231V42H230ZM240 43H242V42H240ZM246 43H247V42H246ZM8 44H9V42H8ZM48 44H49V43H48ZM142 44H143V43H142ZM165 44H166V43H165ZM187 44H188V43H187ZM189 44H190V43H189ZM189 44H188V49H189V47H190ZM204 44L206 45V44H208V43H204ZM213 44H214V43H213ZM233 44H234V43H233ZM159 45H160V44H159ZM161 45H162V44H161ZM182 45L184 46V44H182ZM205 45H204V46H205ZM215 45H216V44H215ZM242 45H243V44H242ZM251 45H252V44H251ZM49 46H50V45H49ZM157 46H158V45H157ZM171 46H172V45H171ZM206 46H209V45H206ZM219 46H220V45H219ZM237 46H238V45H237ZM30 47H31V46H30ZM136 47H137V46H136ZM141 47H142V46H141ZM167 47H169V46H167ZM195 47H196V46H195ZM245 47H246V44H245ZM249 47H250V46H249ZM249 47H248V48H249ZM14 48H15V47H14ZM51 48H53V47H51ZM59 48H60V47H59ZM158 48H159V47H158ZM163 48H164V47H163ZM173 48H174V46L172 47V50H173ZM186 48H187V47H186ZM191 48H192V46H191ZM201 48H200L199 50H201ZM204 48H205L206 51L203 50V51H204V52H203V51L201 50V52H203V53L206 52V53H207V51H208V50H207L208 47H207V48L204 47ZM213 48H214V47H213ZM227 48H228V46H227ZM243 48H244V47H243ZM18 49H19V48H18ZM18 49H17V50H18ZM31 49H32V48H31ZM33 49H35V48H33ZM33 49H32V50H33ZM36 49H37V48H36ZM137 49H138V48H137ZM137 49H136V50H137ZM159 49H160V48H159ZM169 49L171 50V48H169ZM202 49H203V48H202ZM209 49H210V48H209ZM14 50H15V49H14ZM23 50H24V48H23ZM149 50H150V49H149ZM212 50H213V49H212ZM10 51H11V50H10ZM142 51H143V50H142ZM157 51H158V50H157ZM209 51H210V50H209ZM218 51H219V50H218ZM222 51H223V50H222ZM222 51H221V52H222ZM241 51H242V50H241ZM262 51H261V54L263 53ZM2 52H3V51H2ZM12 52H13V51H12ZM169 52H170V51H169ZM171 52H172V51H171ZM195 52H196V51H195ZM195 52H194V53H195ZM198 52H199V51H197V54H198ZM245 52H246V51H245ZM245 52H244V53H245ZM250 52H252V48H251V51H250ZM38 53H39V52H38ZM147 53H148V52H147ZM190 53H191V51H190ZM203 53H202V54H203ZM206 53H205V54H206ZM218 53L220 54V51H219ZM222 53H223V52H222ZM242 53H243V52H242ZM253 53H254V52H252V53H249V52H248L246 55H244V57H245L246 59L251 60L250 58H252V57L255 55V53H254V54H253ZM256 53H257V52H256ZM12 54H13V53H12ZM14 54H15V53H14ZM23 54H26V53H22V55H23ZM179 54H180V53H179ZM239 54H240V53H239ZM252 54H253V55H252ZM181 55H182V54H181ZM263 55H264V53H263ZM263 55H262V56H263ZM66 56H67V55H66ZM167 56H168V55H167ZM175 56H176V55H175ZM184 56H185V55H184ZM187 56H188V54H187ZM191 56H192V55H191ZM194 56H196V55L194 54ZM219 56H221V55H219ZM224 56H225V58H227V57H226L227 55H224ZM229 56H230V55H229ZM231 56H232V55H231ZM241 56H242V55H241ZM22 57H23V56H22ZM25 57H27V56H25ZM39 57H40V56H39ZM136 57H137V55H136ZM176 57H177V56H176ZM200 57H201V56H200ZM256 57H257V56H256ZM27 58H28V57H27ZM125 58H126V57H125ZM231 58H233V57H231ZM10 59H11V58H10ZM24 59H26V58H24ZM24 59H23V60H24ZM28 59H29V58H28ZM61 59H62V58H61ZM126 59H127V58H126ZM128 59H129V58H128ZM175 59H176V58H175ZM229 59H230V57H229ZM242 59H243V57H242ZM31 60H32V59H31ZM51 60H52V59H51ZM90 60H91V59H90ZM202 60L205 62V60H204L203 58H202ZM214 60H215V58H214ZM244 60H245V59H244ZM39 61H40V60H39ZM60 61H61V60H60ZM170 61H171V60H170ZM206 61H207V59H206ZM227 61H229V60H227ZM257 61H258V60H257ZM27 62H28V61H27ZM75 62H76V61H75ZM77 62H78V61H77ZM81 62H82V61H81ZM90 62H91V61H90ZM98 62H99V61H98ZM132 62H133V61H132ZM145 62H146V61H145ZM149 62H150V61H149ZM178 62L180 63V61H178ZM201 62H202V61L199 60L198 64H196V65H197V66H199V64L201 65ZM211 62H212V60H211ZM211 62H210L211 65L214 64V63H211ZM245 62H246V61H245ZM110 63H111V62H110ZM120 63H121V62H120ZM165 63H167V61H166ZM179 63H178V65H179ZM194 63H196V62H194ZM256 63H257V62H256ZM258 63H260V62H258ZM20 64H21V63H20ZM40 64H43V63L41 62ZM77 64H78V63H77ZM123 64H124V63H123ZM127 64H128V63H127ZM147 64H148V63H147ZM151 64H152V63H151ZM158 64H161V63H158ZM158 64H156V65H158ZM170 64H171V63H170ZM180 64L182 65V63H180ZM192 64H193V63H192ZM202 64H203V63H202ZM230 64H231V63H230ZM248 64H249V63H248ZM261 64H262V62H261ZM137 65H138V64H137ZM145 65H146V64H145ZM148 65H149V64H148ZM171 65H172V64H171ZM204 65H206V63H205ZM224 65H225V64H224ZM231 65H232V64H231ZM238 65H239V64H238ZM139 66H140V65H139ZM150 66H151V65H150ZM162 66H163V65H162ZM201 66H202V65H201ZM232 66H233V65H232ZM239 66H240V65H239ZM49 67H50V66H49ZM175 67H176V66H175ZM205 67H206V66H205ZM214 67H216L215 64H214ZM217 67H218V66H217ZM221 67H222V66H221ZM240 67H241V66H240ZM87 68H88V67H87ZM125 68H126V67H125ZM159 68H160V67H159ZM200 68H201V67H200ZM208 68H209V67H208ZM212 68H213V67H212ZM212 68H211V69H212ZM218 68H219V67H218ZM227 68H228V67H227ZM227 68H226V69H227ZM195 69L198 70L196 73H199L200 76H201V72L204 73V71H206V69H203V68L200 70L199 67H198V68L195 67ZM221 69H222V68H221ZM242 69H243V68H242ZM247 69H248V68H247ZM54 70H55V69H54ZM155 70H156V69H155ZM157 70H158V69H157ZM159 70H160V69H159ZM159 70H158V71H159ZM183 70L185 71V69H183ZM199 70H200V71H199ZM208 70H209V69H208ZM208 70H207V72H208ZM239 70H240V69H239ZM3 71H4V70H3ZM179 71H180V70H179ZM230 71H233V70L231 69ZM248 71H249V70H248ZM260 71H261V69H260ZM148 72H149V71H148ZM156 72H157V71H156ZM176 72H177V71H176ZM186 72H187V71H186ZM209 72H210V71H209ZM212 72H214V71H212ZM216 72H217V71H216ZM234 72H237V71H234ZM64 73H65V72H64ZM161 73H162V72H161ZM189 73H192V72H189ZM222 73H223V71H222ZM238 73H241V71H239ZM244 73H245V71H244ZM248 73H249V72H248ZM262 73H264V72H262ZM149 74H150V73H149ZM162 74H163V73H162ZM179 74H180V73H179ZM179 74H178V75H179ZM185 74L187 75L188 72L185 73ZM204 74H207V73H204ZM212 74H214V73H212ZM212 74H211V75H212ZM215 74H216V73H215ZM215 74H214V75H215ZM225 74H226V73H225ZM260 74H261V73H260ZM92 75H93V74H92ZM157 75H158V74H157ZM189 75H190V74H189ZM191 75H192V74H191ZM191 75H190V76H191ZM209 75H210V74H209ZM209 75H207V77H208ZM214 75H213V76H214ZM228 75H229V74H228ZM245 75H247V74H245ZM256 75H257V74H256ZM263 75H264V74H263ZM5 76H6V75H5ZM114 76H115V75H114ZM126 76H127V75H126ZM132 76H133V74H132ZM132 76H130V77H132ZM135 76H137V75H135ZM173 76H174V75H173ZM182 76L184 77V78H183L184 80H188V77L186 78L185 75H182ZM182 76H181V77H182ZM187 76H188V75H187ZM200 76H197V75H196V77H195V76L193 75V76H191V77H193L194 79H192L191 77H190V78H191V80H194V82H196V81H198V79L200 78ZM221 76H222V75H220L219 77H221ZM116 77H118V76H116ZM140 77H141V76H140ZM157 77H158V76H156V78H155V79H156V80H155L156 82H154V83H159V82H161L160 80H163V79H161V78H159L160 80H158ZM159 77H160V76H159ZM161 77H162V76H161ZM175 77H176V76H175ZM201 77H202V76H201ZM204 77H205V76H203L202 78L204 79ZM207 77H206V78H207ZM209 77H210V76H209ZM209 77H208L207 80H209ZM223 77H224V76H222L221 78H223ZM248 77H249V76H248ZM256 77H258V76H256ZM1 78H2V77H1ZM15 78H16V77H15ZM53 78H54V77H53ZM63 78H64V77H63ZM63 78H62V79H63ZM132 78H133V77H132ZM132 78H131V79H132ZM167 78H168V77H166V79H167ZM196 78H198V79L196 80ZM202 78H200V79L202 80ZM9 79H10V78H9ZM55 79H56V78H55ZM134 79H135V78H134ZM144 79H145V78H144ZM215 79H216V78H215ZM251 79H252V78H251ZM5 80H6V79H5ZM16 80H17V78H16ZM141 80H143V77H141ZM153 80H154V79H153ZM157 80H158L159 82H158ZM164 80H165V79H164ZM174 80H175L176 82H177V80H178V82H179V81H181L182 79L180 80V79H176V78H175ZM212 80H213V79H212ZM220 80H221V79H220ZM223 80H224V79H223ZM8 81H9V80H8ZM19 81H20V80H18V82H19ZM86 81H87V80H86ZM134 81H135V80H134ZM169 81H170V80H169ZM189 81H190V79H189ZM213 81H214V80H213ZM213 81L209 80V82H213ZM215 81H217V80H215ZM230 81H231V80H230ZM251 81H253V80H251ZM263 81H264V80H263ZM11 82H12V81H11ZM20 82H22V81H20ZM23 82H24V80H23ZM87 82H89V81H87ZM110 82H111V81H110ZM135 82H136V81H135ZM144 82L147 83V81H144ZM148 82L151 83L152 80H151V81L148 80ZM162 82H163V81H162ZM162 82H161V85L163 84ZM192 82H193V81H192ZM198 82H199V81H198ZM201 82H204V80H202ZM201 82H199V83H201ZM217 82L220 83V81H217ZM227 82H228V81H227ZM248 82H249V81H248ZM12 83H13V82H12ZM15 83H16V82H15ZM68 83H69V82H68ZM132 83H133V82H131L130 85H131ZM149 83H148V84H149ZM152 83H153V82H152ZM152 83H151V85L149 84L150 86H149V85L146 86L147 93H149L148 90H150V92H152V93L154 94L153 91H155L154 88H156V84L153 83V84L155 85V87H153V86H152ZM164 83H165V82H164ZM179 83H180V82H179ZM205 83H206V82H205ZM213 83L216 84L215 82H213ZM213 83H212V84H213ZM229 83H230V82H229ZM242 83H243V82H242ZM251 83H252V82H250V84H251ZM1 84H2V83H1ZM22 84H23V83H22ZM110 84H111V83H110ZM134 84H135V83H134ZM141 84H142V82H141ZM171 84H173V83L171 82ZM174 84H175V83H174ZM181 84H182V86H183V83H181ZM239 84H240V83H239ZM248 84H249V83H248ZM252 84H253V83H252ZM259 84H260V83H259ZM28 85H29V84H28ZM118 85H119V84H118ZM125 85H126V84H125ZM128 85H129V84H128ZM142 85H143V84H142ZM161 85H160V86H161ZM164 85H165V84H164ZM175 85H176V84H175ZM205 85H206V84H205ZM205 85H204L203 87H205ZM209 85H211V84H209ZM224 85H226V84H224ZM244 85H245V84H244ZM5 86H6V85H5ZM8 86H9V85H8ZM21 86H22V85H21ZM134 86H135V85H134ZM144 86H145V84H144ZM151 86H152V87H151ZM165 86H166V85H165ZM165 86H163V87H165ZM214 86H215V85H214ZM236 86H237V85H236ZM248 86H249V85H248ZM248 86H247V87H248ZM251 86H252V85H251ZM251 86H250V88H251ZM24 87H25V85H24ZM26 87H27V86H26ZM111 87H112V84H111ZM130 87H132V86H130ZM135 87H136V86H135ZM157 87L159 88V85H158V84H157ZM170 87H171V86H170ZM229 87H230V85H229ZM11 88H12V86H11ZM13 88H14V87H13ZM27 88H28V87H27ZM29 88H30V87H29ZM31 88L33 89V87H31ZM31 88H30V89H31ZM132 88H134V87H132ZM132 88H131V89H132ZM147 88H148V89H147ZM150 88H152V89H150ZM172 88H174V87H172ZM180 88H182V87H180ZM183 88H184V87H183ZM187 88H188V87H187ZM194 88H195L196 91H193ZM194 88H190V89H193V90H189V88H188L189 92L193 93V94H191L192 97H193V99H194V97H195V96H194V94H195L194 92H198V91H199V90L196 89V87H194ZM206 88H207V87H205L204 89H206ZM211 88H213V87H211ZM248 88H249V87H248ZM135 89L138 90L139 88H135ZM159 89H160V88H159ZM159 89H158V90H159ZM161 89L163 90L162 87H161ZM161 89H160V92L157 91V89H156V92H155V93H157V95H159V96H156V95H155L154 98H156V97H160V99H162V98H163L162 96H165V97L167 96L166 93H167L168 91H167V92H164V91H166V90L162 91ZM165 89H167V88H165ZM174 89H175V88H174ZM229 89H230V88H229ZM236 89H237V88H236ZM240 89H241V88H240ZM245 89H246V88H245ZM7 90H8V89H7ZM7 90L5 89L4 92H6ZM18 90H19V89H18ZM33 90H34V89H33ZM41 90H42V89H41ZM67 90H68V88H67ZM108 90H109V89H108ZM110 90H112V89L110 88ZM133 90H134V89H133ZM144 90H145V88L142 89V90H140V92H141V91L143 92ZM151 90H152V91H151ZM178 90H179V89H178ZM188 90H187V91H188ZM223 90H224V88H223ZM230 90H231V89H230ZM232 90H233V89H232ZM87 91H88V90H87ZM99 91H100V90H99ZM99 91H98V92H99ZM173 91H175V90H173ZM176 91H177V90H176ZM205 91H206V90H205ZM237 91H238V90H237ZM249 91H250V89H249ZM7 92H8V91H7ZM29 92H30V91H29ZM111 92H113V91H111ZM120 92H121V91H120ZM128 92H129V91H128ZM135 92H137V91H135ZM140 92H139V93H140ZM145 92H146V91H145ZM179 92H180V91H179ZM189 92H188V93H189ZM253 92H254V91H253ZM13 93H15V92H12V94H13ZM40 93H41V92H40ZM46 93H47V92H46ZM46 93H44V94H46ZM73 93H74V92H73ZM73 93H72V94H73ZM92 93H93V92H92ZM100 93H102V92L100 91ZM114 93H115V92H114ZM116 93H117V92H116ZM116 93H115V94H116ZM122 93H123V92H121V94H122ZM160 93H161V94H160ZM164 93H165V94H164ZM177 93H178V92H177ZM177 93L175 92V94H177ZM182 93H183V92H182ZM182 93H181V95H183ZM16 94H17V93H16ZM18 94H19V93H18ZM70 94H71V93H70ZM141 94H143V93H141ZM162 94H163V95H162ZM169 94H170V93H169ZM169 94H168V95H169ZM178 94H180V93H178ZM184 94H187V93L184 92ZM225 94H226V93H225ZM232 94H233V93H232ZM2 95H3V94H2ZM4 95H5V94H4ZM37 95H39V94H37ZM46 95H48V94H46ZM52 95H53V94H52ZM52 95H51V96H52ZM88 95H89V94H88ZM123 95H124V94H123ZM160 95H161V96H160ZM181 95H180V97H181ZM195 95H196V94H195ZM245 95H246V94H245ZM10 96H11V94H10ZM19 96H20V94H19ZM21 96H22V95H21ZM23 96H24V95H23ZM28 96H29V95H28ZM30 96H31V95H30ZM39 96H40V95H39ZM74 96H75V95H74ZM120 96H121V95H120ZM138 96H139V95H138ZM145 96H146L145 98L147 99V95H145ZM148 96H149L148 99H149L150 97H151V98L153 97V96H151V94L148 95ZM185 96H187V95H184V97L182 96L183 98H182V99L180 98V99H181V100H184V99H185ZM208 96H209V95H208ZM208 96H207V97H208ZM225 96H227V95H225ZM229 96H231V95H229ZM229 96H227V97H229ZM8 97H9V95H8ZM34 97H37V96H34ZM42 97H43V95H42ZM45 97H46V96H45ZM87 97H90V96H87ZM102 97H103V96H102ZM128 97H129V96H128ZM130 97H131V96H130ZM135 97H137V96H135ZM139 97H140V96H139ZM139 97H138V98H139ZM168 97H169V96H168ZM176 97H177L176 99H179L178 96H176ZM196 97L199 99V98H200V94H199V95L197 94ZM204 97H205V96H204ZM254 97H255V96H254ZM24 98H25V97H24ZM96 98H98V97H96ZM104 98H105V97H104ZM235 98H236V97H235ZM245 98H247V97H245ZM251 98H252V97H251ZM259 98H260V97H259ZM32 99H33V97H32ZM91 99H92V98H91ZM152 99H153V98H152ZM160 99H155V100H157V101L159 100V101H160ZM193 99H192V100H193ZM248 99H249V98H248ZM66 100H67V99H66ZM82 100H83V99H82ZM97 100H98V99H97ZM99 100H102V98L99 99ZM124 100H125V99H124ZM153 100H154V99H153ZM153 100L150 101V102L154 103V104H151V106H152V105H153V106L156 105V106L158 107L157 104H159V103L162 102L161 104H163V105H161L160 108L163 107V106H166V107H167V105H164V104H165L164 101H161V102L158 101L159 103L157 102V104H155L156 101H155V100L153 101ZM164 100L166 101L165 98H164ZM186 100H187L188 103H189L190 101H192V100L188 101L189 99H186ZM237 100H238V99H237ZM253 100H254V99H253ZM9 101L11 102V100H9ZM24 101H26V100H24ZM92 101H93V100H92ZM125 101H127V100H125ZM136 101H138V100H136ZM146 101H149V100H146ZM168 101H169V100H168ZM177 101H178V102L175 101V104H174L173 107H175V106L177 105L176 107H177V109H178V106L180 105V107L182 106V109H183V107H184L183 103H184V102H183V101H182V102H179L180 100H177ZM26 102H27V101H26ZM65 102H66V101H65ZM73 102H74V101H73ZM86 102H87V101H86ZM108 102H109V101H108ZM129 102H130V100H129ZM170 102H172V100H171ZM185 102H186V101H185ZM192 102H195V101H192ZM236 102H237V101H236ZM1 103H2V102H1ZM3 103H4V102H3ZM76 103H78V102H76ZM81 103H82V102H81ZM83 103H84V102H83ZM97 103H98V101H97ZM109 103H110V105H112L111 102H109ZM141 103H142V104L144 103L143 106L147 105V104H145V102H141ZM176 103H177V104H176ZM181 103H182V104H181ZM234 103H235V101H234ZM255 103H257V102H255ZM261 103H262V102H261ZM12 104H13V103H12ZM16 104H17V103H16ZM34 104H35V103H34ZM56 104H57V103H56ZM70 104H72V103H70ZM78 104H79V103H78ZM78 104H76V105H78ZM95 104H96V103H94V105H95ZM101 104H103V100H102V102H101V101L99 102V105H101ZM104 104H107V103L105 102ZM123 104H124V103H123ZM137 104H138V103H137ZM189 104H191V106H193V105H192L193 103L190 102ZM194 104H195V103H194ZM237 104H238V102H237ZM2 105H3V104H2ZM61 105H62V104H61ZM86 105H87V104H86ZM92 105H93V103H92ZM97 105H98V104H97ZM126 105H127V104H126ZM187 105H188V104H187ZM199 105H200V104H199ZM248 105H249V104H248ZM28 106H29V104H28ZM71 106H72V105H71ZM83 106H85V105H83ZM101 106H105V105H101ZM118 106H119V105H118ZM124 106H125V105H124ZM132 106H136V105H132ZM151 106H150V103H149V105L146 106V107L149 108V107H151ZM188 106H189V105H188ZM194 106H195V105H194ZM203 106H204V105H203ZM3 107H7V106H3ZM18 107H19V106H18ZM20 107H21V106H20ZM62 107H63V105H62ZM64 107H66V106H64ZM78 107H79V106H78ZM141 107H142V106H141ZM154 107H155V106H154ZM195 107H196V106H195ZM22 108H23V107H22ZM58 108H59V107H58ZM75 108H76V107H75ZM100 108H101V107H100ZM104 108L106 109V107H104ZM112 108H114V107H112ZM120 108H121V107H120ZM123 108H124V107H123ZM164 108H165V107H164ZM164 108H162V109H164ZM167 108H168V107H167ZM192 108H193V107H192ZM192 108H191V107L189 108L190 110H192L191 112H193V110H196V109H194V108L192 109ZM29 109H30V108H29ZM49 109H50V108H49ZM107 109H108V107H107ZM116 109H118V108H116ZM139 109H140V108H139ZM149 109H150V108H149ZM151 109H153V108L151 107ZM157 109H158V108H157ZM168 109L171 111L172 108H168ZM186 109H187V107H186ZM189 109H187L188 111H186V112L189 113V112H190ZM248 109H249V108H248ZM248 109H247V110H248ZM250 109H251V106H250ZM25 110H26V109H25ZM25 110H24V111H25ZM64 110H65V109H64ZM85 110H86V109H84V112H85ZM108 110H109V109H108ZM114 110H115V109H113V111H114ZM121 110H122V109H121ZM124 110H126V109L124 108ZM142 110H143V108H142ZM155 110H156V109H155ZM166 110H167V109H166ZM166 110H163V111H166ZM175 110H176V108L174 109V111H175ZM178 110H179V109H178ZM178 110H176V112H177ZM205 110H206V108H205ZM207 110H208V108H207ZM253 110H254V109H253ZM260 110H261V109H260ZM39 111H40V110H39ZM59 111H60V110H59ZM75 111H77V108L75 109ZM104 111H105V110H104ZM137 111H138V110H137ZM139 111H140V110H139ZM198 111H199V110H198ZM250 111H251V110H250ZM250 111H249V113H251ZM263 111H264V110H263ZM4 112H5V111H4ZM9 112H11V111H9ZM12 112H13V111H12ZM25 112H26V111H25ZM25 112H24V113H25ZM61 112H62V111H61ZM65 112L67 113V112H69V111H65ZM87 112H88V111H87ZM87 112H86V113H87ZM106 112H107V111H106ZM141 112L146 113V114H145L146 116H148V113L151 114V113L148 112V111L145 112V110H143V111H141ZM156 112H158V111H156ZM156 112H155V113H156ZM159 112H160V111H159ZM172 112H173V111H172ZM172 112H171V113H172ZM196 112H197V111H196ZM196 112H194V113L196 114ZM261 112H262V111H261ZM27 113H28V112H27ZM69 113H70V112H69ZM115 113H116V112H115ZM122 113H123V112H122ZM153 113H154V112H153ZM161 113H162V112H161ZM180 113H182V112H180ZM188 113L185 114V112H184V114H183V113H182V114H183L184 116H185V115H188V116H189L188 119H189V118H191V115H193V113H189V114H188ZM241 113H242V112H241ZM3 114H4V113H2V115H3ZM13 114H14V113H13ZM47 114H48V113H47ZM56 114H57V113H56ZM70 114H71V113H70ZM72 114H73V113H72ZM78 114H79V113H78ZM82 114H83V113H82ZM140 114H141V113H140ZM158 114H159V113H158ZM173 114H174V113H173ZM175 114H176V113H175ZM175 114H174V115H175ZM177 114L179 115V113H177ZM177 114H176V115H177ZM182 114H180V115L183 116ZM220 114H221V113H220ZM223 114H224V116L226 115L227 117L231 115L230 112H224ZM223 114H222V116H223ZM263 114H264V113H263ZM49 115H50V114H49ZM83 115H85V114H83ZM89 115H90V114H89ZM89 115H88V116H89ZM105 115H106V114H104V116H105ZM153 115H154V114H153ZM161 115L165 116L164 114H161ZM170 115H172V114H170ZM178 115H177V116H178ZM201 115H202V114H201ZM248 115H249V114H248ZM251 115H252V114H251ZM3 116H4V115H3ZM25 116H26V115H25ZM27 116H29V114H28ZM27 116H26V117H27ZM59 116H60V115H59ZM73 116H74V115H73ZM76 116H77V114H76ZM76 116H74V117H76ZM85 116L88 117L87 115H85ZM163 116H161V117H163ZM168 116H169V115H168ZM172 116H173V115H172ZM196 116H197V115H196ZM232 116H233V115H232ZM7 117H8V116H7ZM20 117H21V116H20ZM32 117H33V116H32ZM70 117H72V115H71ZM114 117H115V116H114ZM125 117H126V116H125ZM137 117H138V116H137ZM153 117H154V116H153ZM165 117H167V116H165ZM165 117H163V118H165ZM197 117H198V116H197ZM39 118H41V117H39ZM63 118H64V116H63ZM67 118H68V117H67ZM79 118H80V117H79ZM89 118H91V116H90ZM157 118H158V117H157ZM168 118H170V116H169ZM168 118H167V119H168ZM171 118H172V117H171ZM171 118H170V119H171ZM173 118H175V117H173ZM225 118H226V117H225ZM9 119H11V118H9ZM17 119H19V117H18ZM46 119H47V118H46ZM46 119H45V120H46ZM48 119H49V118H48ZM48 119H47V120H48ZM59 119H60V118H59ZM76 119L78 120V118H76ZM87 119H88V118H87ZM111 119H113V118H111ZM138 119H139V118H138ZM147 119H151V118H148V117H147ZM191 119H192V118H191ZM191 119H190V120H191ZM251 119H252V118H251ZM27 120H28V118H27ZM30 120H31V119H30ZM64 120H65V119H64ZM71 120H73V119H71ZM181 120H182V119H181ZM184 120H185V119H184ZM199 120H200V119H199ZM2 121H3V120H2ZM11 121H13V120H11ZM37 121H38V120H37ZM56 121H57V120H56ZM65 121H66V120H65ZM68 121H69V120H68ZM80 121H81V120H80ZM92 121H93V120H92ZM92 121H91V122H92ZM109 121H110V120H109ZM131 121H132V120H131ZM149 121H150V120H148V122H146V124H149L151 121H153L152 123H153L154 125H157V123H154V120H153V119H151L150 122H149ZM157 121H159V120H156L155 122H157ZM161 121H162V120H161ZM172 121H173V120H172ZM177 121H178V120H177ZM177 121H176V122H177ZM253 121H254V118H253ZM261 121H262V120H261ZM7 122H8V121H7ZM22 122H23V121H22ZM27 122H28V121H27ZM27 122H24V123H27ZM35 122H36V121H35ZM35 122H34V123H35ZM71 122H72V121H71ZM77 122H78V121H77ZM82 122H83V121H82ZM84 122H85V121H84ZM87 122H88V121H87ZM128 122H129V121H128ZM168 122H171V120H168ZM183 122H184V123L187 122V125L190 126V125H189L190 123H188V122H189L188 120H187V121L185 120V121H183ZM192 122H193V121H192ZM8 123H10V122H8ZM32 123H33V122H32V120H31V123H30V124H32ZM60 123H61V122H60ZM75 123H76V122H75ZM79 123H80V122H79ZM85 123H86V122H85ZM88 123H89V122H88ZM110 123H111V122H110ZM180 123H181V122H180ZM184 123H183V124H184ZM246 123H247V121H246ZM250 123H251V122H250ZM16 124H17V123H16ZM19 124H20V122H19ZM66 124H67V123H66ZM71 124L73 125V123H71ZM71 124H70V125H71ZM153 124L150 123V125H153ZM158 124H159V123H158ZM162 124H163V123H162ZM171 124H172V123H171ZM173 124H175V123H173ZM28 125H29V124H28ZM33 125H34V124H33ZM41 125H44V124H41ZM80 125H81V124H80ZM140 125H141V124H140ZM164 125H165V124H164ZM180 125H181V124H180ZM187 125H186V126H187ZM11 126H12V125H11ZM25 126H26V125H25ZM44 126H45V125H44ZM54 126H55V125H54ZM60 126H61V125H60ZM63 126H64V125H63ZM92 126H94V125H92ZM96 126H97V125H96ZM132 126H134V125H132ZM132 126H131V127H132ZM136 126H137V125H136ZM172 126H173V125H172ZM184 126H185V125H184ZM184 126H182V127H184ZM186 126H185V127H186ZM241 126H242V125H241ZM243 126H244V125H243ZM256 126H259V125H256ZM256 126H255V125H254L253 127L251 126V127H252V130H251L252 132H253L254 127L256 128ZM12 127H13V126H12ZM18 127H19V126H18ZM32 127H34V126H32ZM32 127H31V128H32ZM36 127H37V126H36ZM67 127H68V125H67ZM131 127H130V129L132 130ZM214 127H215V126H214ZM214 127H212V128H214ZM244 127H245V126H244ZM248 127H249V126H248ZM13 128H14V127H13ZM15 128H17V127H15ZM27 128H28V127H27ZM27 128H26V130H27ZM42 128H43V127H42ZM56 128H57V127H56ZM65 128H66V126H65ZM76 128H77V127H76ZM86 128H87V127H86ZM134 128H136V127H134ZM134 128H133V129H134ZM151 128H152V127H151ZM167 128H168V127H167ZM176 128H177V127H176ZM187 128H188V127H187ZM189 128H190V127H189ZM20 129H21V128H20ZM44 129H46V128H44ZM44 129H43V131H44ZM94 129H95V128H94ZM94 129H93V130H94ZM102 129H104V128L102 127ZM128 129H129V128H128ZM160 129H161V128H160ZM171 129H172V128H171ZM246 129H247V128H246ZM262 129H263V128H262ZM15 130H16V129H15ZM29 130L31 131V129H29ZM34 130H35V129H34ZM53 130H54V129H53ZM60 130H61V129H60ZM80 130H81V129H80ZM142 130H143V129H142ZM166 130H167V129H166ZM178 130H179V129H178ZM182 130H183V129H182ZM182 130H179V132L182 131ZM184 130H185V129H184ZM186 130L188 131V129H186ZM190 130H191V129H190ZM205 130H206V129H205ZM229 130H230V129H229ZM16 131H17V130H16ZM18 131H19V130H18ZM32 131H33V130H32ZM55 131H57V130H55ZM63 131H64V130H63ZM82 131H83V129H82ZM84 131H85V130H84ZM123 131H124V130H123ZM133 131H135V130H133ZM143 131H146V130H143ZM194 131H195V130H194ZM196 131H197V130H196ZM196 131H195V132H196ZM227 131H228V130H227ZM232 131H234L233 133L235 134V129H234V130L231 129V132H232ZM21 132L24 133V131H21ZM45 132H46V131H45ZM140 132H142V131H140ZM140 132H139V133H140ZM149 132H151V131H149ZM163 132H164V131H163ZM163 132H162V130H161V133H163ZM167 132H168V131H167ZM169 132H170V131H169ZM172 132H173V131H172ZM172 132H170V133H172ZM184 132H186V131H184ZM201 132H202V131H201ZM205 132H206V131H205ZM208 132H210V131H208ZM214 132H215V131H214ZM221 132H222V131H221ZM228 132H229V131H228ZM244 132H245V131H244ZM252 132H250V133H252ZM255 132H256V130H255ZM257 132H258V131H257ZM257 132H256V133H257ZM50 133H51V132H50ZM89 133H90V132H89ZM89 133H88V134H89ZM95 133H96V132H95ZM136 133H137V132H136ZM158 133H159V132H158ZM164 133H165V132H164ZM191 133H192V132H191ZM191 133H189V134L191 135ZM210 133H211V132H210ZM217 133H218V132H217ZM217 133H216V134H217ZM256 133H254V134H256ZM10 134H11V133H10ZM19 134H20V133H19ZM21 134H22V133H21ZM25 134L27 135V133H25ZM25 134H23V135L25 136ZM28 134H29V133H28ZM65 134H66V133H65ZM74 134H75V133H74ZM88 134H86V135H88ZM151 134H152V133H151ZM153 134H154V133H153ZM153 134H152V136H153ZM186 134H187V132H186ZM220 134H221V133H220ZM234 134H233V135H234ZM238 134H239V132H238ZM238 134H236V135H238ZM242 134H243V133H242ZM30 135H31V134H30ZM66 135L68 136L69 134H66ZM146 135H147V134H146ZM166 135H168V134H166ZM182 135H183V134H182ZM192 135H193V134H192ZM205 135H206V134H205ZM211 135H212V134H211ZM221 135H222V134H221ZM236 135H234V138L236 137ZM249 135H251V134H249ZM249 135H248V136H249ZM256 135H257V137L259 138V135H258V134H256ZM19 136H21V135H19ZM24 136H23V137H24ZM32 136H33V134H32ZM37 136H38V135H37ZM40 136H41V135H40ZM56 136H57V135H56ZM69 136H71V135H69ZM152 136H151V137H152ZM180 136H181V135H180ZM183 136H185V135H183ZM183 136H182V137H183ZM226 136L229 137V134H228V135L226 134ZM248 136H247V137H248ZM63 137H64V136H63ZM75 137H79V136L76 135ZM101 137H102V136H101ZM101 137H100V138H101ZM103 137H104V136H103ZM151 137H150V138H151ZM213 137H214V136H213ZM219 137H220V136H219ZM247 137H246V139H247ZM9 138H10V137H9ZM28 138H31L32 141H33V143H34V140H35V138H37V137H34V140H33V138H32L31 136L28 137ZM38 138H39V137H38ZM57 138H58V137H57ZM67 138L69 139V138H71V137H67ZM107 138H108V136H107ZM153 138H154V136H153ZM164 138H166V137H164ZM164 138H163V139H164ZM167 138H168V137H167ZM179 138L181 139V137H179ZM194 138H195V137H193V139H194ZM206 138H207V137H206ZM209 138H210V137H209ZM209 138H208V139H209ZM226 138H227V137H226ZM258 138H257V139H258ZM2 139H3V138H2ZM68 139H66V140H68ZM211 139H212V138H211ZM244 139H245V138H244ZM246 139H245V140H246ZM251 139H252L251 137H250V139L248 138V141H250V142L252 143V140H253V139H252V140H251ZM22 140H23V139H22ZM27 140H28V139H27ZM50 140H51V139H50ZM60 140H61V139H60ZM62 140H63V139H62ZM62 140H61V141H62ZM66 140H65V141H66ZM70 140H71V139H70ZM70 140H69V141H70ZM90 140H91V139H90ZM103 140H104V139H103ZM196 140L198 141V138H197ZM218 140L221 141L220 139H218ZM227 140H228V139H227ZM232 140H234V139H232ZM232 140H231V141H232ZM258 140H259V139H258ZM260 140H261V139H260ZM262 140H263V139H262ZM1 141H2V140H1ZM29 141H30V140H29ZM43 141H44V140H43ZM47 141H48V140H47ZM51 141H52V140H51ZM51 141H50V143H51ZM54 141H55V140H54ZM71 141H72V140H71ZM83 141H84V140H83ZM92 141H93V140H92ZM92 141H91V142H92ZM105 141H106V140H105ZM107 141H108V140H107ZM176 141H177V140H176ZM179 141H180V140H179ZM19 142H20V140H19ZM35 142L38 143L37 140H35ZM55 142H56V141H55ZM72 142H74V141H72ZM80 142H81V141H79V143H80ZM86 142H87V141H86ZM86 142H85V143H86ZM108 142H110L109 144H111V141H108ZM154 142H155V141H154ZM183 142H184V141H183ZM224 142H225V141H224ZM238 142H239V141H238ZM243 142H244V147H245V145L247 144V143H246L247 140H246V141L243 140ZM255 142H256V141H255ZM9 143H10V142H9ZM16 143H17V142H16ZM39 143H40V142H39ZM53 143H54V142H53ZM157 143H160V142H158V140H157ZM157 143H156V144H157ZM186 143H187V142H186ZM199 143H200V142H199ZM212 143H213V141H212ZM227 143H228V142H227ZM245 143H246V144H245ZM256 143H257V142H256ZM11 144H14V142L11 143ZM41 144H42V142H41ZM48 144H49V143H48ZM70 144H71V143H70ZM92 144L95 145L94 143H92ZM183 144H184V143H183ZM203 144H206V143H203ZM220 144H221V143H220ZM238 144H239V143H238ZM15 145H16V144H15ZM38 145H39V144H38ZM50 145H51V144H50ZM72 145H73V144H72ZM81 145H82V144H81ZM87 145H88V144H87ZM112 145H113V144H112ZM192 145H193V144H192ZM207 145H208V144H207ZM222 145H223V143H222ZM263 145H264V144H263ZM0 146H1V145H0ZM17 146H19V145L17 144ZM33 146L36 147V145H33ZM33 146H32V149H33ZM48 146H49V145H48ZM73 146H74V145H73ZM194 146H195V145H194ZM205 146H206V145H205ZM233 146H234V145H233ZM238 146H239V145H238ZM247 146H248V145H246L245 148H247ZM253 146H255V145H253ZM40 147H42V146H38L37 148H39V149H42V148H43V147H42V148H40ZM76 147H77V146H76ZM76 147H75V149H77ZM78 147H79V146H78ZM95 147H96V146H95ZM106 147H107V146H106ZM112 147H113V146H112ZM112 147H111V148H112ZM209 147H210V145H209ZM240 147H241V146H240ZM250 147H252V145H251ZM250 147H249V148H250ZM258 147H259V146H258ZM13 148H14V147H13ZM30 148H31V147H30ZM37 148H36V149H37ZM51 148H53V147L50 146V149H51ZM98 148H99V147H98ZM200 148H201V146H200ZM219 148H220V147H219ZM249 148H247L248 152H249ZM259 148H260V147H259ZM2 149H3V148H2ZM14 149H15V148H14ZM61 149H62V148H61ZM70 149H71V148H70ZM78 149H79V148H78ZM82 149H86V148H84V147L82 146ZM82 149H81V150H82ZM99 149H100V148H99ZM99 149H98V150H99ZM105 149H106V148H105ZM209 149H210V148H209ZM235 149H236V145H235ZM237 149H238V147H237ZM256 149H257V148H256ZM262 149H263V147H262ZM4 150L6 151L7 149H4ZM23 150H24V149H23ZM43 150H44V149H43ZM58 150H59V149H58ZM79 150H80V149H79ZM181 150H182V149H181ZM191 150H192V149H191ZM207 150H208V149H207ZM210 150H211V149H210ZM230 150H231V149H230ZM259 150H260V149H259ZM11 151H12V150H11ZM32 151H33V150H32ZM68 151H69V149H68ZM71 151H72V150H71ZM83 151H84V150H83ZM100 151H101V150H100ZM174 151H175V150H174ZM177 151H179V150H177ZM177 151H176V152H177ZM212 151H213V150H211V153L213 154ZM215 151H217V150H215ZM219 151H220V150H219ZM242 151H243V153H244L245 150H242ZM251 151H252V150H251ZM20 152H21V151H20ZM34 152H37V154H38V150H37V151H36V150L33 151V153H34ZM41 152H42V150H41ZM46 152H47V151H46ZM46 152L44 151V153H42V154L45 155ZM80 152H81V151H80ZM122 152H123V151H122ZM176 152H175V153H176ZM234 152H235V151H234ZM16 153H17V152H16ZM54 153H55V152H54ZM56 153H57V152H56ZM72 153L74 154V152H72ZM81 153H82V152H81ZM90 153H91V152H90ZM96 153H97V152H96ZM98 153H99V152H98ZM101 153H103V152L101 151ZM118 153H119V152H118ZM193 153H194V152H193ZM204 153H206V150H205ZM235 153H236V152H235ZM260 153H261V152H260ZM34 154H36V153H34ZM47 154H48V153H47ZM47 154H46V155H47ZM52 154H53V153H52ZM76 154L78 155V153H76ZM83 154H84V152H83ZM85 154H86V153H85ZM88 154H89V153H88ZM88 154H87V155H88ZM91 154H92V153H91ZM91 154H90V155H91ZM109 154H110V153H109ZM111 154H113V153H111ZM120 154H121V153H120ZM123 154H124V153H123ZM161 154H162V153H161ZM178 154H179V153H178ZM194 154H196V153H194ZM217 154H218V153H217ZM225 154H226V153H225ZM256 154H257V153H256ZM2 155H3V154H2ZM16 155H19V154H16ZM106 155H107V154H106ZM121 155H122V154H121ZM142 155H143V154H142ZM206 155H207V154H206ZM218 155H220V154H218ZM227 155H228V154H227ZM248 155H249V154H248ZM257 155H258V154H257ZM4 156H5V155H4ZM20 156H22V155H19V157H20ZM34 156H35V155H34ZM48 156H49V154H48ZM50 156H51V155H50ZM54 156H56V155H54ZM84 156H85V155H84ZM88 156H89V155H88ZM93 156H94V154H93ZM95 156H96V155H95ZM102 156H103V155H102ZM137 156H138V155H137ZM137 156H136V157H137ZM156 156H157V158H160V157H161V156L158 157V155H156ZM201 156H202V155H201ZM204 156H205V155H204ZM204 156H203V157H204ZM220 156H221V155H220ZM239 156H240V155H239ZM243 156H245V155H243ZM259 156H260V155H259ZM9 157H10V156H9ZM16 157H17V156H16ZM24 157H25V155H24ZM29 157H30V156H29ZM36 157H39V156H35V158H36ZM52 157H53V156H52ZM62 157H63V156H62ZM76 157H77V156H76ZM90 157H91V156H90ZM96 157L100 158V156H98V155H97ZM121 157H122V156H121ZM128 157H129V156H128ZM149 157H150V156H148L147 158H149ZM151 157H152V156H151ZM169 157H171V156H169ZM208 157H209V156H208ZM214 157H215V156H214ZM5 158H6V157H5ZM10 158H11V157H10ZM44 158H45V157H44ZM70 158H71V157H70ZM82 158L85 159L84 157H82ZM91 158H92V157H91ZM103 158H104V157H103ZM103 158H102V159H103ZM126 158H127V157H126ZM129 158H130V159H136L135 157H134V158L129 157ZM157 158H155V159H157ZM161 158L163 159V158H165V157L163 156V157H161ZM161 158H160V160H161ZM204 158H205V157H204ZM204 158H203V159H204ZM245 158H246V157H245ZM252 158H254V157H252ZM256 158H257V157H256ZM261 158H262V157H260V159H261ZM3 159H4V158H3ZM25 159H26V158H24V160H25ZM28 159H29V158H28ZM32 159H33V163H32V164L35 166V168H36L35 170H37L38 173H39V172H40V174L44 173L49 167H50L49 170L54 171V170H53L54 168L51 167L52 165L49 166L48 168H46V170L42 169L41 167H42V164H43V163H42V159H41V158H36V159H34V158L32 157ZM86 159L88 160L89 158H86ZM92 159H96V158H92ZM100 159H101V158H100ZM100 159H99V160H100ZM114 159H116V158H114ZM137 159H138V158H137ZM151 159H152V158H151ZM176 159H177V158H176ZM246 159H248V158H246ZM254 159H255V158H254ZM7 160H9V159H7ZM20 160H21V159H20ZM81 160H82V159H81ZM97 160H98V159H97ZM105 160H106V159H105ZM152 160H154V158H153ZM166 160H167V159H166ZM258 160H259V159H258ZM3 161H4V160H3ZM9 161H10V162H9L10 164H6V165H3L4 163L2 164V163L0 162V164H1V165H0V214H3V213L5 214V213H6L5 216H8V217L10 216L11 218H13L12 216H18V215L20 216V215L23 214V213H22L23 211H26V210H27V209H25V210L22 209V208H23V205H25V203H27V202H25V201L27 200V199L25 200L26 196H24L23 193L26 194V192L29 191V189L34 190V188L32 189V186H33V184H35V182L33 181V179H34V178H33V175H34L35 173H34V174L31 173L32 175L29 174V172L26 171V166L24 167L20 161H17V160L15 161V160H13L12 158H11V160H9ZM55 161H56V160H55ZM67 161H69V160H67ZM83 161H84V160H83ZM144 161H146V160H144ZM154 161H155V160H154ZM156 161H157V160H156ZM161 161H162V160H161ZM164 161H165V160H164ZM233 161H234V160H233ZM254 161H255V160H254ZM260 161H262V160H260ZM45 162H46V161H45ZM49 162H50V163H49ZM49 162H47V164L49 163L48 165L52 164L51 161H49ZM52 162H54V161H52ZM89 162H91V161L89 160ZM100 162H101V161H100ZM120 162H121V161H120ZM139 162H141V159L139 160ZM139 162H138V160L136 161V163H135L136 166L139 165ZM142 162H143V161H142ZM149 162H150V161H149ZM157 162H159V161H157ZM157 162H156V163H157ZM202 162H204V161H202ZM231 162H232V161H231ZM251 162H252V161H251ZM256 162H257V161H256ZM263 162H264V161H263ZM57 163H58V162H57ZM84 163H85V162H84ZM87 163H88V162H87ZM87 163H85V164H87ZM94 163H95V162H94ZM105 163H106V161H105ZM105 163H104V165L107 166V164H105ZM130 163H131V162H129V164H130ZM132 163L134 164V161H133ZM137 163H138V164H137ZM150 163H151V162H150ZM168 163H170V162H168ZM184 163H185V162H184ZM210 163H211V162H210ZM219 163H220V162H219ZM227 163H228V161H227ZM233 163H234V162H233ZM247 163H249V162H247ZM254 163H255V162H254ZM254 163H253V164H254ZM257 163H258V162H257ZM260 163H261V162H260ZM55 164H56V163H55ZM66 164H67V163H66ZM90 164H91V163H90ZM116 164H117V163H116ZM144 164H145V163H144ZM159 164H160V163H159ZM164 164H166V163H164ZM198 164H199V163H198ZM202 164L206 165L205 163H202ZM207 164H208V163H207ZM255 164H256V163H255ZM80 165H81V164H80ZM82 165H83V164H82ZM99 165H100V164H99ZM101 165H103V164H101ZM101 165H100V167H102ZM108 165H109V164H108ZM118 165H119V164H118ZM141 165H142V163H141ZM149 165H150V164H149ZM149 165H148V166H149ZM228 165H230V164H228ZM251 165H252V164H251ZM259 165H260V164H259ZM59 166H60V165H59ZM69 166H71V165H69ZM88 166H93V165H89V164H88L87 167H88ZM120 166H121V165H120ZM120 166H119V167H120ZM133 166H134V165H133ZM139 166H140V165H139ZM146 166H147V165H146ZM146 166H145V167H146ZM156 166H157V165H156ZM156 166H155V168H156ZM170 166H171V165H170ZM214 166H215V165H214ZM236 166H237V165H236ZM257 166H258V165H257ZM116 167H117V166H116ZM129 167H130V166H129ZM129 167H128V170L130 171V168H129ZM134 167H135V166H134ZM168 167H169V166H168ZM201 167H202V166H201ZM223 167H224V166H223ZM262 167H263V166H261V168H262ZM40 168H41V169H40ZM43 168H44V167H43ZM51 168H53V169H51ZM60 168L63 169L61 166H60ZM93 168H94V167H92V168L90 169V171H92ZM102 168H104V167H102ZM122 168H123V167H122ZM126 168H127V167H126ZM136 168H137V167H136ZM155 168H154V169H155ZM199 168H200V167H199ZM250 168H251V167H250ZM261 168H259V170H260ZM32 169H33V168H32ZM55 169H58V168L55 167ZM80 169H81V168H80ZM87 169H89V167H88ZM104 169H105V168H104ZM106 169H107V168H106ZM160 169H161V168H159V170H160ZM168 169H169V168H168ZM176 169H177V168H176ZM191 169H192V168H191ZM204 169H205V168H204ZM204 169H202V170H204ZM231 169H232V168H231ZM236 169H237V167H234V169H232V170H233V171H232V170H230V167H229V168H227V172L230 170V171L234 172L233 174H235V172H238ZM42 170H44V171H42ZM59 170H60V169H59ZM59 170H57L58 173H59ZM63 170H64V169H63ZM85 170H86V169H85ZM97 170H98V169H96L95 172H96ZM101 170H102V169H101ZM101 170H100V171H101ZM131 170H132V169H131ZM135 170H137V169H134V172H135ZM182 170H183V169H182ZM198 170H199V169H198ZM208 170H209V169H208ZM215 170H216V169H215ZM225 170H226V169H225ZM242 170H243V165H242ZM244 170H245V168H244ZM244 170H243V171H244ZM29 171H30V170H29ZM65 171H66V170H65ZM112 171H113V170H112ZM112 171H111V173H112ZM124 171H125V170H124ZM124 171H123V172H124ZM140 171H142V170H140ZM144 171H145V170H144ZM144 171H143V172H144ZM209 171L212 172L211 170H209ZM47 172H48V171H46V173H45L44 175L41 176L42 179H43V177H44L45 175H48ZM61 172H62V171H61ZM66 172H67V171H66ZM70 172H71V171H70ZM79 172H80V170H79ZM86 172H87V171H86ZM98 172H99V171H98ZM125 172H126V171H125ZM132 172H133V171H132ZM137 172H138V170H137ZM202 172H203V171H202ZM225 172H226V171H225ZM227 172H226V173H227ZM232 172H231V174H232ZM249 172H250V171H249ZM48 173L51 174V172H48ZM58 173H57V174H58ZM63 173L65 174V172H63ZM109 173H110V172H109ZM163 173H164V172H163ZM172 173L174 174V172H172ZM183 173H184V172H183ZM190 173H191V172H190ZM205 173H207V172H205ZM247 173H248V171H247ZM262 173H263V172H262ZM55 174H56V172H55ZM64 174H63V175H64ZM77 174H78V173H77ZM97 174L99 175V173H96V174H94V175L97 176ZM106 174H108V172H107ZM132 174H133V173H132ZM132 174H131V175H132ZM152 174H153V172H152ZM155 174H156V173H155ZM165 174H166V173H165ZM175 174H177V173H175ZM214 174H217V173L214 172ZM221 174H222V172H221ZM221 174H220V175H221ZM223 174H224V173H223ZM241 174H242V173H241ZM38 175H39V174H38ZM60 175H61V174H59V176H60ZM145 175H146V174H145ZM145 175H144V176H145ZM193 175H194V174H193ZM198 175H199V174H198ZM209 175H210V174H209ZM244 175H245V174H244ZM249 175H250V174H249ZM261 175H262V174H261ZM49 176H50V175H49ZM59 176H57V177H59ZM92 176H93V175H92ZM103 176H104V175H103ZM118 176H119V175H118ZM135 176H136V175H135ZM137 176H141V177H142L141 179L143 180V176H142V175H137ZM137 176H136V177H137ZM166 176H168V175H166ZM169 176H170V175H169ZM169 176H168V178H169ZM214 176H215V175H214ZM217 176H218V175H217ZM217 176H216L215 178H217ZM221 176H222V175H221ZM256 176H257V175H256ZM259 176H260V175H258V177H259ZM46 177H48V176H45V178H46ZM53 177H54V176H53ZM55 177H56V176H55ZM86 177H89V178H90V176H86ZM106 177H107V175H106ZM119 177H121V176H119ZM123 177H124V176H123ZM150 177H151V176H150ZM162 177H163V176H162ZM178 177H179V176H178ZM211 177H212V176H211ZM218 177H220V176H218ZM222 177H223V176H222ZM235 177H236V176H235ZM241 177H242V175H241ZM246 177H248V176H246ZM91 178H92V177H91ZM101 178H102V177H101ZM101 178H100V179H101ZM127 178H128V177H127ZM148 178H149V177H148ZM148 178L146 177L145 179H148ZM168 178H167V179H168ZM171 178H173V176H172ZM185 178H186V177H185ZM203 178H204V177H203ZM254 178H255V177H254ZM49 179H50V177H49ZM55 179H56V178H55ZM62 179L64 180V178H62ZM67 179H68V178H67ZM102 179H103V178H102ZM115 179H116V178H115ZM133 179H134V178H133ZM152 179H153V178H152ZM179 179H180V178H179ZM207 179H208V178H207ZM226 179H227V178H226ZM230 179H233V178H230ZM240 179H241V178H240ZM246 179H247V178H246ZM261 179H262V178H261ZM43 180H44V179H43ZM46 180H48V178H47ZM63 180H61V181L63 182ZM74 180H75V179H74ZM90 180H91V179H90ZM148 180H150V179H148ZM202 180H203V179H202ZM212 180H213V179H212ZM212 180H211V181H212ZM218 180H219V178H218ZM222 180H223V179H221V181H222ZM227 180H229V179H227ZM235 180H236V179H235ZM248 180H249V179H248ZM41 181H42V180H41ZM44 181H45V180H44ZM44 181H43V182H44ZM53 181H54V178H53ZM96 181H97V180H96ZM107 181H108V180H107ZM114 181H115V180H113V182H114ZM140 181H141V180H140ZM155 181H156V180H155ZM170 181H171V180H170ZM196 181H197V180H196ZM205 181H206V180H205ZM231 181H234V179L231 180ZM38 182H40V181H38ZM38 182H36V185H37ZM104 182H105V180H104ZM109 182H110V181H109ZM111 182H112V181H111ZM134 182H138V181H134ZM142 182H143V181H142ZM148 182H149V181H148ZM156 182H157V181H156ZM158 182H159V181H158ZM173 182H174V181H172V183H173ZM175 182H176V181H175ZM53 183H54V182H53ZM138 183H140V182H138ZM234 183H235V182H234ZM38 184H39V183H38ZM45 184H47V183L45 182ZM55 184H56V183H55ZM60 184H62V183L60 182ZM75 184H76V183H75ZM94 184H96V183H94ZM97 184H98V183H97ZM106 184H107V183H106ZM108 184H110V183H108ZM112 184H113V183H112ZM120 184H121V182H120ZM131 184H133V183H131ZM154 184H155V183H154ZM175 184H176V183H175ZM199 184H200V183H199ZM235 184H236V183H235ZM39 185L41 186V184H39ZM67 185H68V184H67ZM90 185H91V184H90ZM103 185H104V183H103ZM114 185L117 186V184H115V182H114ZM121 185L123 186V184H121ZM121 185H120V186H121ZM133 185L136 186L137 184H133ZM146 185H147V184H146ZM214 185H215V184H214ZM221 185H223V188H225V187H224V184L221 183ZM239 185H241V184H239ZM246 185H248V184H246ZM52 186H53V185H52ZM58 186H59V185H58ZM76 186H77V184H76ZM85 186H86V185H85ZM105 186H107V185H105ZM108 186H109V185H108ZM110 186H111V185H110ZM118 186H119V185H118ZM122 186H121V187H122ZM124 186H128V185H127L126 183H124ZM124 186H123V187H124ZM129 186H130V185H129ZM135 186H134V187H135ZM142 186H143V185H142ZM142 186H141V187H142ZM168 186L170 187V185H168ZM235 186H236V185H235ZM60 187H63V186H60ZM91 187H92V186H91ZM102 187H103V186H102ZM111 187H112V186H111ZM132 187H133V186H132ZM132 187H131V188H132ZM134 187H133V188H134ZM236 187H237V186H236ZM38 188H39V186H38ZM126 188H127V187H124V189H126ZM131 188H130V189H131ZM148 188H149V186H148ZM150 188H151V187H150ZM173 188H174V187H173ZM191 188H192V187H191ZM204 188H205V187H204ZM228 188H229V187H228ZM228 188H227V189H228ZM230 188H231V186H230ZM230 188H229V189H230ZM248 188H249V187H248ZM248 188H246V189H248ZM250 188H251V187H250ZM252 188H253V187H252ZM252 188H251V189H252ZM254 188H255V187H254ZM42 189H43V188H42V186H41V190H42ZM64 189H65V188H64ZM115 189H116V188H115ZM118 189H119V188H118ZM134 189H135V188H134ZM210 189H211V188H210ZM234 189H236V188H234ZM238 189H239V186H238ZM241 189H243V186H242ZM45 190H46V189H45ZM59 190H60V189H59ZM61 190H62V189H61ZM61 190H60V191H61ZM95 190H96V188H95ZM116 190H117V189H116ZM135 190H136V189H135ZM141 190H142V189H141ZM179 190H180V189H178V191H179ZM198 190H199V189H198ZM253 190H254V189H253ZM73 191H74V190H73ZM99 191H100V190H99ZM108 191H111V190H108ZM120 191H121V190H120ZM127 191H129V190H127ZM136 191H138V190H136ZM142 191H143V190H142ZM146 191L148 192L147 189H146ZM151 191H152V190H151ZM178 191H177V192H178ZM191 191H192V189H191ZM222 191H223V189H222ZM225 191H226V190H225ZM251 191H252V190H251ZM259 191H260V190H259ZM259 191H258V192H259ZM50 192H52V191H50ZM61 192H62V191H61ZM139 192H140V191H139ZM143 192H144V191H143ZM152 192H153V191H152ZM185 192H186V191H185ZM218 192H219V189H218ZM218 192H217V193H218ZM237 192H238V191H237ZM242 192H243V191H242ZM31 193H32V192H31ZM33 193H35V192H33ZM105 193H106V192H105ZM116 193H117V191H116ZM140 193H141V194H140L141 196H138V197H136V198H140L139 200H140V202H141V199H142V196H143L142 194H146V193H145V192H144V193L140 192ZM157 193H158V192H157ZM180 193H181V192H180ZM180 193H179V194H180ZM226 193H227V192H225V194H223V195H226ZM232 193H233V192H232ZM254 193L256 194V192H254ZM106 194H107V193H106ZM118 194L120 195L121 193H118ZM130 194H133V193L130 192ZM130 194H129V196H130ZM150 194H151V193H150ZM164 194H166V193H164ZM236 194H237V193H236ZM8 195L11 197V200H10V201H9V199H6V198L8 197ZM45 195H46V194H45ZM88 195H90V194H88ZM91 195H92V194H91ZM94 195H95V194H93V199H94ZM97 195H98V194H97ZM102 195H103V194H101L100 197H101V199L103 200ZM124 195H125V193H124ZM124 195H122V196H124ZM180 195H182V194H180ZM205 195H206V194H205ZM218 195L220 196V195H222V194L220 193V194H218ZM242 195H243V194H242ZM32 196H33V195H32ZM36 196H37V193H36ZM36 196H35V197H36ZM98 196H99V195H98ZM103 196H104V195H103ZM131 196H134V195H131ZM145 196H146V195H145ZM203 196H204V195H203ZM203 196H202V197H203ZM227 196H228V195H227ZM227 196H226V197H227ZM262 196H263V195H262ZM46 197H47V196H46ZM50 197H51V194H50ZM57 197H58V196H57ZM61 197H62V196H61ZM73 197H74V196H73ZM80 197H81V196H80ZM154 197H156V196H154ZM154 197H153V198H154ZM172 197H173V196L171 195V198H172ZM180 197H181V196H180ZM217 197H218V196H217ZM62 198H63V197H62ZM64 198H65V197H64ZM77 198H78V197H77ZM98 198H99V197H98ZM125 198H126V197H125ZM134 198H135V197H134ZM136 198H135V199H136ZM157 198H158V195H157V197H156L155 199H157ZM164 198H165V196H164ZM222 198H224V197L221 196L220 199H222ZM258 198H259V197H258ZM35 199H36V198H35ZM37 199H38V198H37ZM42 199H43V198H42ZM58 199H59V198H58ZM78 199H79V198H78ZM105 199H106V198H105ZM108 199H109V197L107 198V200H108ZM178 199H179V198H178ZM178 199H177V200H178ZM183 199H184V198H183ZM199 199H200V198H199ZM202 199H203V198H202ZM208 199H209V198H208ZM217 199H219V198H217ZM225 199H226V198H225ZM247 199H248V198H247ZM260 199H261V198H260ZM62 200H63V199H62ZM102 200H101V201H102ZM137 200H138V199H137ZM153 200H154V199H153ZM160 200H161V199H160ZM164 200H165V199H164ZM167 200H168V199H167ZM167 200H166V201H167ZM170 200H171V199H170ZM185 200H186V199H185ZM236 200H237V199H236ZM255 200H256V199H255ZM32 201H33V200H32ZM35 201H36L37 205L40 204V203L38 202L39 200H38V201L35 200ZM40 201H41V200H40ZM126 201H130V200H127V199H126ZM178 201H180V200H178ZM182 201H183V200H182ZM212 201H213V200H212ZM218 201H219V200H218ZM225 201H226V200H225ZM231 201H232V200H231ZM261 201H262V200H261ZM24 202H25V203H24ZM30 202H31V200H30ZM45 202H46V201H45ZM45 202H44V203H45ZM48 202H49V201H47L46 203L48 204ZM59 202H60V201H59ZM99 202H100V201H99ZM108 202H109V201H108ZM122 202H123V200H122ZM124 202H125V201H124ZM142 202H143V201H142ZM148 202H149V201H148ZM159 202H161V201H159ZM175 202H176V201H175ZM199 202H200V201H199ZM214 202H215V200H214ZM214 202H212V203H214ZM257 202H258V200H257ZM42 203H43V202H42ZM44 203H43V204H44ZM93 203H94V202H93ZM104 203H105V202H104ZM104 203H103V205H106V204H104ZM106 203H107V202H106ZM129 203H130V202H129ZM132 203H133V201L131 202V204H132ZM205 203H206V202H205ZM219 203H220V202H219ZM221 203H222V202H221ZM258 203H260V201H259ZM72 204H73V203H72ZM115 204H116V203H115ZM125 204H127V202H126ZM149 204H151V202H149ZM179 204H180V203H179ZM188 204H189V203H188ZM208 204H209V203H208ZM210 204H211V203H210ZM222 204H223V203H222ZM232 204H233V203H232ZM237 204H238V203H237ZM56 205H57V204H56ZM69 205H70V204H69ZM99 205H100V204H99ZM117 205H118V203H117ZM134 205H135V204H134ZM134 205H132V207H133ZM139 205H140V204H139ZM151 205H152V204H151ZM180 205H181V204H180ZM205 205H206V204H204V206H205ZM234 205H235V204H234ZM26 206H29V205H26ZM26 206H25V207H26ZM34 206H35V205H34ZM135 206H137V205H135ZM144 206H145V205H144ZM155 206H156V205H155ZM162 206H163V205H162ZM167 206H170V205H167ZM217 206H218V205H217ZM222 206H224V208H223ZM226 206H228V205H225V204L221 205L220 207H222V208H221V209L219 208L220 210H219V211L216 210V212H217V213H220V211H221V214H222V213H223L222 210H223V211H225V212H224L225 215H228V214H229V216H230V214H232L233 212H230V213H229V212H227L226 210H224V209L226 208ZM25 207H24V208H25ZM36 207H37V206H36ZM44 207H45V206H44ZM97 207H98V206H97ZM105 207H106V206H105ZM125 207H126V206H125ZM127 207H128V206H127ZM205 207H206V206H205ZM212 207H213V206H212ZM218 207H219V206H218ZM232 207H235V206L232 205ZM236 207H237V206H236ZM243 207H244V206H243ZM32 208H33V207H32ZM45 208H47V207H45ZM51 208H52V207H51ZM140 208H141V207H140ZM140 208H139V209H140ZM142 208H144V207H142ZM146 208H147V207H146ZM152 208H153V207H152ZM155 208H156V207H155ZM155 208H153V209H155ZM159 208H160V206H159ZM165 208H166V207H165ZM168 208H169V207H168ZM180 208H181V207H180ZM229 208H230V207H229ZM37 209H38V208H37ZM91 209H92V208H91ZM136 209H137V208H136ZM157 209H158V208H157ZM170 209H171V207H170ZM173 209H174V208H173ZM184 209H185V208H184ZM186 209H187V208H186ZM186 209H185V210H186ZM188 209H189V208H188ZM216 209H217V208H216ZM226 209H227V208H226ZM231 209H233V208H231ZM231 209H227V210H229V211H234V209H233V210H231ZM38 210H39V209H38ZM50 210H54V209H50ZM58 210H59V209H58ZM95 210H97V209H95ZM101 210H102V209H101ZM101 210H99V211H101ZM131 210H132V209H131ZM133 210H134V208H133ZM133 210H132V211H133ZM137 210H138V209H137ZM245 210H246V209H245ZM45 211L47 212L48 210L45 209ZM66 211H67V210H66ZM88 211H89V210H88ZM97 211H98V210H97ZM105 211H106V209H105ZM108 211H109V209H108ZM118 211H119V210H118ZM127 211H128V210H127ZM134 211H135V210H134ZM173 211H174V210H173ZM180 211H181V210H180ZM235 211H236V209H235ZM26 212H27V211H26ZM69 212L71 213V211H69ZM86 212H87V211H86ZM103 212H104V211H103ZM139 212H140V211H139ZM145 212H146V210H145ZM176 212H177V211H176ZM185 212H186V211H185ZM208 212H209V211H208ZM27 213H28V212H27ZM53 213H54V212H53ZM61 213H62V212H61ZM87 213H88V212H87ZM110 213H111V212H110ZM119 213H120V211H119ZM134 213H135V212H134ZM163 213H164V212H163ZM169 213H171V212H169ZM173 213H174V212H173ZM173 213H172V214H173ZM226 213H228V214H226ZM24 214H25V213H24ZM56 214H57V213H56ZM62 214H63V213H62ZM145 214H146V213H145ZM145 214H143V216H144ZM172 214L170 215L171 217H172ZM34 215H35V214H34ZM41 215H44V214H41ZM108 215H109V214H108ZM124 215H125V213L123 214V216H124ZM130 215H131V214H130ZM135 215H136V214H135ZM156 215H157V214H156ZM162 215H164V214H162ZM205 215H206V214H205ZM225 215H222V216H224V217L221 216L223 219H225V222L221 220L222 218H220V220H221L220 223H222V222H224V223H228V222H226V220H228L230 217H229V216H226L227 218L229 217V218L227 219V218L225 217ZM0 216H1V215H0ZM36 216H37V215H36ZM86 216H87V215H86ZM126 216H127V215L124 216L125 219H128V220H129V218H127L128 216H127V217H126ZM133 216H134V215H133ZM133 216H132V217H133ZM231 216H232V215H231ZM3 217H4V216H3ZM39 217H40V216H39ZM57 217H58V216H57ZM87 217H88V216H87ZM135 217H137V215H136ZM144 217H145V216H144ZM166 217H167V215H166ZM174 217H175V216H174ZM232 217H233V216H232ZM14 218H15V217H14ZM45 218H46V217H45ZM45 218H44V219H45ZM60 218H61V217H60ZM107 218H108V217H107ZM177 218H178V217H177ZM181 218H182V217H181ZM191 218H192V217H191ZM191 218H190V220H191ZM0 219H1V220H2V219L4 220L5 218L0 217ZM16 219H17V218H16ZM18 219H19V218H18ZM33 219H34V218H33ZM41 219H42V218H41ZM78 219H80V218H78ZM101 219H103V218H101ZM186 219H187V218H186ZM207 219H208V218H207ZM10 220H11V219H10ZM12 220H13V219H12ZM19 220H20V219H19ZM19 220H17V221H19ZM23 220H24V219H23ZM29 220H30V219H29ZM64 220H65V221H69V219H68V220L64 219ZM93 220H94V219H93ZM166 220H167V219H166ZM176 220H177V219H176ZM232 220H233V219H232ZM232 220H231V222L229 221L228 224L232 223V222H233ZM38 221H39V220H38ZM46 221H48V219H47ZM60 221H61V220H60ZM70 221H71V220H70ZM87 221H88V220H87ZM91 221H92V220H91ZM107 221H108V220H107ZM119 221L121 222L122 219L120 220V218H119ZM149 221H150V220H148V222H149ZM173 221H174V220H173ZM235 221H236V219H235ZM235 221H234V222H235ZM12 222H13V221H12ZM29 222H30V221H29ZM34 222H35V221H34ZM72 222H73V221H72ZM81 222H82V221H81ZM110 222H111V221H110ZM112 222H113V221H112ZM112 222H111V223H112ZM120 222H118V223L120 224ZM161 222H162V221H161ZM183 222H186V221H183ZM20 223H21V221H20ZM37 223H38V222H37ZM56 223H57V222H56ZM77 223H78V221H77ZM139 223H140V222H139ZM139 223H138V224H139ZM166 223H167V222H166ZM176 223H178V221H177ZM176 223H175V225H178V224H179V223H178V224H176ZM190 223H191V222H190ZM197 223H198V222H197ZM204 223H205V222H204ZM0 224L4 225L3 227H7V226L5 225V222L0 223ZM45 224H46V223H45ZM109 224H110V223H109ZM128 224H129V223H128ZM185 224H186V223H185ZM200 224H201V223H200ZM214 224H215V223H214ZM228 224H227V227L230 228V229L228 228L230 231H228V229H225L226 226L224 227V229L227 230L228 232H232V229H234V228H231L230 226H232L233 224H232V225H231V224L228 225ZM39 225H40V224H39ZM41 225H44V224H41ZM49 225H50V224H49ZM92 225H93V224H92ZM121 225H122V224H121ZM121 225H119V226L121 227ZM136 225H137V224H136ZM167 225H168V224H167ZM172 225H173V223H172ZM194 225H197V224H195V222H194ZM220 225H221V224H220ZM222 225H224V224H222ZM225 225H226V224H225ZM234 225H235V224H234ZM0 226H1V225H0ZM33 226H34V225H33ZM44 226H47V225H44ZM143 226H145V225H143ZM192 226H193V222H192ZM192 226H189V227L192 228ZM215 226H217V225H215ZM58 227H59V226H58ZM86 227H87V226H86ZM122 227H123V226H122ZM124 227H125V226H124ZM170 227H171V225H170ZM174 227H175V226H174ZM233 227H235V226H233ZM30 228H31V226H30ZM30 228H29V229H30ZM40 228H41V227H40ZM47 228H48V227H47ZM88 228H89V227H88ZM91 228H92V227H91ZM95 228H96V227H95ZM105 228H106V227H104V229H105ZM178 228H179V226H178ZM178 228H177V229H178ZM197 228H198V227H197ZM199 228H200V227H199ZM201 228H202V227H201ZM217 228H219V227H217ZM236 228H237V227H236ZM3 229H4V228H3ZM8 229H9V228H8ZM13 229H15V227H14V228L12 227V230H13ZM16 229H17V228H16ZM19 229H20V228H19ZM33 229H34V228H33ZM45 229H46V228H45ZM74 229H77V228H74ZM85 229H86V228H85ZM124 229H125V228H124ZM146 229H147V228H146ZM169 229H170V228H169ZM194 229H195V228H194ZM219 229H220V228H219ZM1 230H2V226H1ZM12 230H11L10 232H12ZM37 230H40V229H37ZM43 230H44V229H43ZM105 230H106V229H105ZM147 230H148V229H147ZM188 230H190V229H188ZM215 230H216V229H215ZM18 231H19V230H18ZM73 231H74V230H73ZM73 231H72V232H73ZM151 231H152V230H151ZM151 231H150V233H151ZM171 231H172V230H171ZM190 231H191V230H190ZM192 231H193V230H192ZM196 231H197V230H196ZM213 231H214V230H213ZM227 231H226V232H227ZM46 232H47V231H46ZM55 232H56V231H55ZM115 232H117V231H115ZM118 232H119V231H118ZM128 232H129V231H128ZM165 232H166V231H165ZM167 232H168V231H167ZM233 232H234V231H233ZM235 232H236V231H235ZM5 233H6V232H5ZM17 233H18V232H17ZM17 233H16V234H17ZM19 233H20V232H19ZM25 233H26V232H25ZM52 233H53V232H52ZM86 233H87V232H86ZM99 233H100V232H99ZM109 233H110V232H109ZM140 233H141V232H140ZM156 233H157V232H156ZM193 233H194V232H193ZM198 233H199V232H198ZM214 233H215V232H214ZM11 234H12V233H11ZM41 234H42V233H41ZM46 234H47V233H46ZM48 234H50V233H48ZM94 234H95V232H94ZM100 234H103V233H100ZM130 234H131V233H130ZM143 234H144V233H143ZM158 234H159V233H157L156 236H157ZM175 234H176V233H175ZM227 234L229 235V233H227ZM235 234H236V233H235ZM13 235H15V233H13ZM69 235H70V234H69ZM76 235L78 236V234H76ZM116 235H117V234H116ZM125 235H126V233H125ZM136 235H138V234H136ZM146 235H147V234H146ZM146 235H145V236H146ZM149 235H150V234H149ZM171 235H172V234H171ZM198 235H199V234H198ZM216 235H218V234H216ZM24 236H25V234H24ZM70 236H71V235H70ZM85 236H86V235H85ZM104 236H105V235H104ZM117 236H118V235H117ZM120 236H121V235H120ZM11 237H12V236H11ZM15 237H16V236H15ZM48 237H49V236H48ZM78 237H79V236H78ZM113 237H114V236H113ZM128 237H129V236H128ZM133 237H135V236L133 235ZM137 237H138V236H137ZM150 237H152V236H150ZM188 237H190V236H188ZM208 237H209V235H208ZM8 238H9V237H8ZM23 238H24V237H23ZM59 238H60V237H59ZM72 238H73V237H72ZM79 238H80V237H79ZM81 238H82V237H81ZM81 238H80V239H81ZM88 238H89V237H88ZM115 238H116V237H115ZM161 238H162V237H161ZM169 238H170V237H169ZM180 238H181V237H180ZM194 238H195V237H194ZM202 238H203V237H202ZM210 238H212V237H210ZM219 238H220V237H218V239H219ZM18 239H19V237H18ZM18 239H17V240H18ZM20 239H21V238H20ZM30 239H31V237H30ZM36 239H37V238H36ZM73 239H74V238H73ZM90 239H91V238H90ZM92 239H93V238H92ZM116 239H117V238H116ZM140 239H142V238H140ZM146 239H147V238H146ZM223 239H224V238H223ZM230 239H231V236H230ZM259 239H260V238H259ZM27 240H28V237H27ZM31 240H32V239H31ZM54 240H55V239H54ZM71 240H72V239H71ZM78 240H79V239H78ZM189 240H192V239H189ZM220 240H221V239H220ZM231 240H232V239H231ZM233 240H235V239H233ZM237 240H238V238H237ZM237 240H236V241H237ZM239 240H240V239H239ZM5 241H7V240H5ZM29 241H30V240H29ZM56 241H57V240H56ZM72 241H73V240H72ZM87 241H88V239H87ZM95 241H96V240H95ZM135 241H136V240H135ZM158 241H159V240H158ZM186 241L188 242V238H187ZM223 241H224V240H223ZM223 241H222V242H223ZM11 242H12V241H11ZM14 242H15V241H14ZM37 242H38V241H37ZM37 242H36V243H37ZM47 242H48V241H47ZM75 242H76V241H75ZM89 242H90V241H89ZM117 242H118V241H117ZM177 242H178V241H177ZM259 242H260V241H259ZM1 243H2V242H1ZM3 243H4V242H3ZM3 243L1 244L2 246H3ZM5 243H6V242H5ZM9 243H10V242H9ZM38 243H39V242H38ZM60 243H61V242H59V244H60ZM112 243H114V242H112ZM143 243H144V242H143ZM190 243H194V241H193V242H190ZM218 243H219V242H218ZM223 243H224V242H223ZM225 243H227V241H226ZM229 243H230V242H229ZM233 243H234V242H233ZM145 244H146V243H145ZM145 244H144V245H145ZM152 244H153V243H152ZM185 244H186V243H185ZM195 244H196V245H199L198 243H196V241H195ZM13 245H14V244L12 243L11 246H13ZM61 245H62V243H61ZM101 245H102V244H101ZM139 245H140V244H139ZM148 245H149V242H148ZM164 245H165V244H164ZM2 246H0V247H1V248H0V264H10V261H11L10 258H11L13 255H15V254H14V250H15V249H14V248H15L14 246H16V247H18V246H17V245H14L13 248H12V250H9L10 252H9V253H6V254H8V255H6L5 252H3V248H2ZM50 246H51V245H50ZM90 246H91V245H90ZM103 246H104V245H103ZM111 246H112V245H111ZM111 246H110V247H111ZM225 246H226V245H225ZM227 246H228V245H227ZM7 247H8V246H7ZM9 247H10V246H9ZM40 247H42V246H40ZM86 247H87V246H86ZM101 247H102V246H101ZM149 247H150V246H149ZM173 247H174V245H173ZM183 247H184V246H183ZM222 247H223V249L225 248L224 246H222ZM232 247H233V246H232ZM18 248H19V247H18ZM38 248H39V247H38ZM92 248H93V247H92ZM138 248H139V247H138ZM1 249H2V250H1ZM39 249H40V248H39ZM63 249H64V248H63ZM175 249H176V248H175ZM230 249H231V248H230ZM232 249H233V248H232ZM16 250H17V248H16ZM18 250H19V249H18ZM21 250H22V249H21ZM148 250H149V249H148ZM160 250H161V249H160ZM198 250H199V249H198ZM39 251H40V250H39ZM39 251H38V252H39ZM74 251H75V250H74ZM90 251H92V250H90ZM90 251H89V252H90ZM146 251H147V250H146ZM242 251H243V250H242ZM118 252H119V250H118ZM20 253H22V255H21V256L19 255V257H22L24 254H23L22 251H21ZM36 253H37V252H36ZM53 253H54V252H53ZM86 253H87V252H86ZM93 253H94V251H93ZM95 253H96V252H95ZM98 253H101V252H98ZM201 253H202V251H201ZM204 253H206V252H204ZM38 254H39V253H38ZM77 254H78V253H77ZM154 254H155V253H154ZM156 254H157V253H156ZM202 254H203V253H202ZM207 254H208V253H207ZM230 254H231V253H230ZM33 255H34V254H33ZM63 255H64V254H63ZM167 255H168V254H167ZM188 255H189V254H188ZM191 255H192V254H191ZM203 255H204V254H203ZM203 255H201V256H203ZM232 255H233V254H232ZM56 256H57V255H56ZM60 256H61V255H60ZM19 257H16V258H19ZM115 257H116V256H115ZM22 258H23V259H27V258H25L24 256H23ZM28 258H29V257H28ZM30 258H31V257H30ZM32 258H33V257H32ZM88 258H89V257H88ZM194 258H195V257H194ZM19 259H20V258H19ZM100 259H101V258H100ZM142 259H143V258H142ZM210 259H211V258H210ZM21 260H22V259H21ZM97 260H98V258H97ZM126 260H127V259H126ZM131 260H132V259H131ZM14 261H15V260H14ZM22 261H23V260H22ZM128 261H129V260H128ZM137 261H138V260H137ZM176 261H177V260H176ZM182 261H183V260H182ZM186 261H187V260H186ZM253 261H254V260H253ZM20 262H21V261H20ZM23 262H24V261H23ZM23 262H22V263H23ZM26 262H27V261H26ZM36 262H37V261H36ZM104 262H105V261H104ZM162 262H163V261H162ZM215 262H216V261H215ZM221 262H222V261H221ZM30 263H31V261H30ZM33 263H34V262H33ZM37 263H38V262H37ZM77 263H78V262H77ZM126 263H127V262H126ZM177 263H178V262H177ZM190 263H191V260H190ZM190 263H189V264H190ZM24 264H27V263L24 262ZM100 264H101V263H100ZM132 264H133V263H132ZM191 264H192V263H191ZM212 264H213V263H212ZM222 264H223V263H222ZM243 264H244V263H243Z\"/></svg>",
	"mask_w": 264,
	"mask_h": 264
}]
</instances>
